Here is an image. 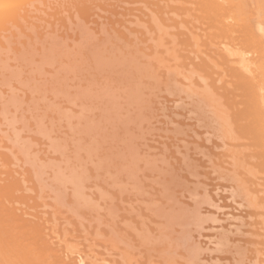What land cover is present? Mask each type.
<instances>
[{"label": "bare ground", "instance_id": "obj_1", "mask_svg": "<svg viewBox=\"0 0 264 264\" xmlns=\"http://www.w3.org/2000/svg\"><path fill=\"white\" fill-rule=\"evenodd\" d=\"M33 25H44V28L45 27L48 28L49 25H54V27L55 26L57 27V25H61L63 27L64 26H68V27L69 26H74L75 28L78 27V31H79V26L80 27L83 26V27L86 28L87 33L84 31L86 33L85 34L84 32L81 31L80 34H82L81 35L82 37L85 34L86 38L88 39L87 41H89L90 39H93V40L95 39L96 41L97 40H101L102 43H103V46L110 42L109 43L110 44L109 47L107 45H105V47H101L102 49H100V45H96V47L99 46V48L95 49V51L93 50V53L91 52L93 54V56H94L93 57V64H94L95 68L100 69L101 71L103 70V72H104V70H107V71L109 70V71H111L114 74L120 75L121 77H125L129 81V83L131 84V90H130L129 96L127 95V97H129L128 98V100H129L128 102H131L132 104L137 105V106H135V107H137V110L135 109L136 113L133 114L134 110H132L133 107H132V104H130V106H131L130 112H128L129 109L127 108L126 114L127 113H128L127 115L130 114L131 118H133L132 115L135 116L134 118H137L136 123L139 120V121H141V124H142V123L145 122V120H147L148 123L147 122H145V123H146L147 126H149V131H148V128H146V127L143 128L142 126H139V127H141V129H140L138 127L139 123H138V125H135L136 124L135 121L130 118L131 119V120H129L130 122H128V120H127V123H128L127 125L133 127V124H134L135 125L134 128L136 126L137 127H136V129H134V128L131 129V128H129L127 126L128 127V129H127V127L124 126V125H126L125 121H124L125 120L124 116H126V115H124L125 111L123 113V116H122V113L121 114L117 113V111L119 110V107L116 104L117 102H115L117 99L116 100L113 99L114 103L117 106V107H115V104H114V109H115L116 115H118L122 119L119 118L118 116L114 117L115 114L113 115V117L114 118L118 117L119 120L124 121L123 124L121 123V125H120L121 121L116 124L117 127H119L118 129H122L123 126L126 127V129L123 128L125 130V134L126 135H130V134H127V133H129V129H130V133H131V130H132V132H133L131 134L132 139L127 136V140H128V138H130L131 141H133V142H131L133 144V146H134V141H136V143H135L136 146L137 145L139 146L142 143H140L139 140H134L133 134L135 135L136 131H137V133L141 132L142 129H143V132H146L145 131V129H146L147 132L150 133L151 126L153 128V124L155 122L153 124L150 123V125H148L149 121H151V120L155 121L157 119V117L158 118L159 117L163 118V116H164L166 120L164 118H163V120H165L167 122V118H168L167 124L170 122L173 126L171 125V128H169L168 126L163 124L164 125L163 127L164 128L166 127V129H168V131H169V129H171V130L168 133H165V132H163V129H158L156 127L153 128V129H156V130L158 129V132H159V130H161L162 133H165V135H164L165 138L164 139H167L166 138L167 137L166 134H169V135L171 134L174 137V139H175V142H173L174 143L173 146H175V148H173L174 151L178 152L179 151L178 148L182 147L184 151H185V149L188 150L187 152L183 151V154H186V153H187V155L190 154V156H187V161H188L187 162V161H185V156L186 155H184V157L182 158V156H183L182 151H181V153L179 151V154H182V155H180L181 160H183V164L181 166L178 165V163L176 165L177 161L176 162L172 161L175 166H178V169H180V168L182 169V171H179V174L176 173V171H178L177 167H176L177 170L175 169V171H174V169H172L173 172L171 171V167L174 168L172 163H171L170 168L166 166L165 167L166 169H164L165 173H162V171H163V169H161L162 165H160L159 162H160V159H161L160 154L162 156V153H163L162 151H164V154H163L164 158L163 159L167 158L166 155H167L168 152L165 151V149L167 150L168 146L166 147V145H165L166 141H165V144H164V141H163L162 151L160 149V143H158L159 144V150L161 151V153H159L160 151H158V149L156 148L157 146L156 147L154 146L155 148L153 147V151H155L154 149H157V151L155 152L156 153V159H155L154 158L155 153H154V155H152V153H153L152 150H151L152 148L148 147L146 145L147 141L149 139L148 140L147 139H145V140L142 139V141L146 142V143L144 142L145 145L148 148H150L148 151L152 152L150 154L153 156V158H154L153 159V158L150 157L151 155H149V152L147 151V147L146 146L143 149L142 146H144V145L142 144V146L141 145L139 146V148L141 147L142 149L140 148L139 151H135V149L137 147H135V149H132L131 145H130L131 144L130 141H127L128 143L126 145H128V144L129 145L127 146V148L125 147L127 149L126 150V152H127L126 154L124 153V151H125L124 150L125 149L124 146H126V145L123 146V150L124 151L122 150L121 154H119V152L121 151V150L120 151L118 150L119 148H117V150L115 148H111V150L107 149V147H108L107 143H108L109 139L111 140L113 137L115 138V135L117 137V134H120L121 132H122V134H124L123 133L124 130H122L120 133H118L119 131H117V134H116L115 131L117 129L115 130L116 127H114L116 122H113L114 119H111L112 116L110 117V121L111 120L112 121H111V123L109 122L110 126L114 124L112 126V127H114L113 128L114 130H112V131H114L115 133L113 132L114 134L113 135L111 134L112 136H107V133L111 132V128L112 127L109 128L110 129L109 132L107 131L105 133V135H106L105 136L104 135V130L106 128V126H105L106 122H105V125H104L105 128L103 129V126H101L102 124L100 125L98 120L95 121V118H94V121H95L96 125H97V122H98V125H100L102 130H103V132H102V130L99 131V132L97 131L98 133L94 131L95 135L99 134V133H103L104 136L102 134L101 135L103 136L102 139L105 138V141H106V139L108 137H110V138L107 139V143L103 140V142H105V147H106V148L104 147L105 151H104L103 147L101 149V146H100V143L102 142L101 139H100L101 135H99L100 137L98 138V137L92 136V135H94L93 132H92V134H90L91 130L92 131L95 130V126H94L95 124H94L93 121L90 122V124L92 123V126H90L88 124L89 123L88 122V118L86 120L87 123H85V125H87V127H88V129L86 128V133L89 134V137H88V134H87V136L84 135L85 132L81 133L79 131V129L75 130V131H79V133H76V134H78V135L80 134L81 136L83 135L84 137L86 136V138L88 137L87 138V142H86V144H88V147L91 148V145L96 143V141H94V140H93L94 141V143H93L92 139H91L90 141L92 143L89 144V142H90L89 138H91V137L93 138L94 137V138H97V142H98L97 144H99L100 149L103 150V153L106 152V149L109 152L112 151V149L114 151L116 150L118 152L119 156L116 155L117 152L115 153V155L117 156V158H119V161L121 160L119 163H118V159H115L116 156L114 155V153L112 155H110L111 152L109 154V152L107 151L105 153V155H104L100 151L99 147H98V150H97V145L95 144L96 148H95L94 145H93V148H92L93 150H95V152H93V150H92V153H94V154H91L90 153V149L87 147L88 148L87 150H89V153L92 156L93 155L96 156L95 159L97 161L96 160L95 161L97 162V166L98 167L100 166L99 164L103 160H104V163L106 162L104 157L106 158L107 156L109 157V155H110V158H111L112 156H114V157H112V159L109 158L110 159V160H108L109 164L105 163V166L107 168L111 169V166H112V169L110 171L113 170V164L114 163H115V166L118 164L117 168H118V171L120 173L118 172L115 175L114 172H111V173H113V177L115 176V178L118 179L119 177H117V174L119 176L121 174V172H124L125 177L127 176L126 179H129V181L127 180V182L128 183L129 182H131V183L133 182L134 183V184L133 183L132 184L129 183V185H128L127 182L125 183V180H126L125 178H124V181H122L123 178H122L121 181H119L121 179V177L117 181V179H114L112 177V174L110 173L112 178L109 180V182H111V184L113 182V185H111V187H109L110 183L107 185L105 182H106V179L107 180L109 179L110 175H108L109 172H108V174L106 173L107 171L105 170V166H104L103 168H104V170L106 172L103 173L104 174V177H103V174H102L103 168L101 169V167H102V163H101V166L98 169V171L100 170V172L102 174L101 177L104 178V179L101 178L102 182L101 181L100 182L102 184L105 183L104 185H107V187H109L110 189H113L114 183L117 184L119 182L120 184L118 185V187L121 184L124 183V184H126V187L128 185V189H129V187L131 188L129 190L126 189V187H125V189H123V187L121 189L117 188L116 189L117 191H115V192L117 193V195H119L120 192H121V194L119 196H122V194H126V198H128L127 193L130 192L128 195L132 194V196H134V197H136L138 195V197H139L140 193L136 192L137 193L136 194L135 192L132 193V191H134V189L136 191L140 187V185L143 188V185L141 183H142L143 180L145 181V179L142 180V178L144 176H146V175H144V176L141 175V177L143 176L141 178V177H139V173L143 174L145 170H147L145 172H148V175L146 176V181H147L148 176L150 175L151 170H153L152 173H154L155 168L158 171V169L161 167L160 169L162 171L159 169V171H161V175L162 174H166L168 168H169V170L172 173V176L169 173L170 176H171V178L169 180H167L168 178L166 177V175L170 171L167 172L165 177L163 175L164 180L166 178V180L163 181V182L160 181L161 179L158 180L159 182L156 180L157 179L156 178L157 177L156 173H155V175H156L155 178L156 179H153L154 176L152 174H151L152 177L150 176L151 179L149 177L150 180H152V179L155 180L154 182L152 181L154 183V186H155V183L164 185V186L160 185L161 188L159 187V189H156V190L163 189L162 190V194L164 195V193H166L164 195L165 197L161 194V190L159 191L160 193L157 192L158 195H157V193L155 194L154 191H152L150 193L151 195L153 194L152 197H151V195H149V192H148V198H147V202L148 203L146 201H143V200H140V202L138 201L139 203H136V206L138 204H141V206H143L142 203L145 202L146 206H147L146 208L143 207V211H145V212L150 207L149 210H151L150 212L153 215L149 212V210H148V215L147 214L146 215L149 216V214H150V216L152 218L151 222H150V219H148L147 216H145V217L141 216L142 214H144L143 211H142V214L139 215L140 212H141L140 211L141 207L139 205H138V208L137 207H136V209L134 208L135 211H131V209L129 211L128 208H131L130 206H132V208H133V205H134L133 203L135 201H137L136 199H134L132 205H130L131 203L129 201H125L126 202L125 204L129 203V207H128V204L126 206L127 207L126 208L127 213H129L128 215H131V214H134V215L136 214L135 216L138 215V218H137V221H136V223L138 222V224H137L138 226L141 223V220H144V221L148 220L149 222L148 221L145 222L146 228L149 227L148 229H152L153 234L150 232V230L144 229L145 228V224L143 225L144 221H142L143 222L142 223L143 227L140 224L139 228L137 227L138 228L137 229L136 226H135L136 225L135 222H131V218L129 219L130 216L128 217L127 213L125 214L126 210H125L124 214L127 215V218L124 219L123 218L124 215L123 216L120 215L122 219L120 218V216H118L121 220H117V214H119V213L116 214V212H115L117 207L114 204H112L110 201H107V204L104 203V201L106 199H110V198H111V201L114 202L115 201L114 197L111 195L110 198H109V196L107 195V193L109 194V192L103 190L106 193L107 197H108V198H106V197L104 198V194H103V200H104L103 201L102 197L98 196V192H97L98 190L96 191L97 196L100 198V201H102V205L104 204V206H102V205L100 206L96 202V204H97L96 206H98V208L99 207H101V208L103 207L105 209H104V212H103V216L100 213L98 214V215L101 216V218H100V216L97 217L98 215L97 216L94 215L93 217H95V219H97V218L99 219L100 218L101 220H103V217L105 216V213H106L104 223H105V221L108 222L110 220L108 223H111V225H112V226L108 225V223H107V230L99 229V227H98V229H95V231L98 230L102 234V236L104 235L106 237V246H105V244L102 243V248L100 247V249H103V251H105L107 249L109 250V249L114 248L112 244H114V245L118 244L117 246H115V248L116 249H117V247H118V249L120 248L119 249V251H120L121 248H123L122 246H123L124 242H123L122 237L125 236L124 235L125 232H126V234L130 233V234H127L129 240H131V238H132V240H134V238H136V240H135L136 243L135 244H137V242H138V245L136 246V245L130 243V242H133L132 240L129 242L128 238H126L127 236L124 238L125 239L124 241L126 242V240H127V242H128L127 245H126V248L129 249V252H131V251L133 252V254H132V252H131V254L134 257L136 256L135 259H137V256H138V259L136 261L134 259L131 261L132 258L130 259L129 256L132 257V255L129 254L127 249L126 250H127L128 253H126V251H124L125 254H126L125 255V254H121V251L119 253L118 249L116 251H114L115 250V248H114V249H112L113 251L112 250L109 251V254H108V250L105 251L106 253H104L102 251V254L101 253L100 254L103 255V253H104V258L107 255H109L107 257H110V255H111L112 257H110V258H112V259H113V256L116 255V258H118V260H116V258H114V262H111V259L108 258L110 260H109V262H107L108 259L106 257V261L104 259L105 262H103V264L104 263L105 264H190V261H191L190 258L194 255L193 252L195 251V249L198 250V252L196 251V259H197V255L199 254V250H201V249H198V247L201 246V248H202V245H203V249H204L203 252L206 253L205 252V249H206L205 245L207 246V244H209L208 242L210 241V243H211V240H212V236L211 237L209 236V238H208L209 241H207V238H206V244L204 245V243L202 244V241L200 239H198V237L200 235V234L198 235V232L200 233V231H201V230L198 231V227L200 228V226L202 224V222H201L202 220L201 219H202L203 215L206 214L205 212L207 211V208H206V211L204 210V214H202L200 212V210H202L201 209V207H202L201 205L203 204L204 208H205V206H208V205L210 206V205H214L215 204L217 206V208H218V211L220 210L221 213H222L223 209L226 208V207H224L225 204L223 205V202H224V200L227 201V198H229L228 201H227V208H226L227 212L225 210L223 212V214L226 212L227 215L226 214H224V215L227 216L226 219L228 221H229V219L230 220L231 219H235V221H233V222H236V220H237V222L236 223H230L229 225H228V222H227L225 224V226H224V229H223V226L220 227L221 230H220L219 227H218V229L216 228L215 233L217 234V232H220V236L217 235V237L219 239V243L221 242L220 246L224 248V252H227V251H229V249L230 250L232 249V252H228V253H230L229 254L230 257H231V254H234V257L232 256V259L230 260L231 262H227L226 261V263H225L224 260H223V264H232L233 263L232 260H235L234 258H236V259H238L239 257L243 258L242 255H245V256L246 255H251V254H253V255L255 254L256 256H257V254H263L264 255V0H0V55L3 56V60L5 59V57L7 58V56H6L7 52L14 51L13 47H12V43L14 41L16 42V40H14L15 37L17 39L16 35L19 34L18 38L19 37L20 38L24 37L26 39V41H27V39L29 38V35H30L31 26H32V29H34ZM46 25H48V26H46ZM37 28H38V26L36 27V33H33V32H35L34 30L31 31V33L34 34V37H35V34H37ZM39 28H41V26H39ZM75 28H74V30H76ZM27 29H29V33H28ZM53 29H55L53 31V33L55 32V34H56V32L58 30L56 28H53ZM82 29H80V30H82ZM109 29H111V30H109ZM15 30H17L18 33ZM43 30L45 31V29H43ZM64 30H65V28H64ZM71 30H73V29H71ZM102 32L104 33L102 35L103 38L99 34V33H102ZM46 33H48V32H46ZM49 33L51 34V32H49ZM64 33H66V32H64ZM73 33H72L71 36H73ZM76 33L78 34V32H76ZM50 34H49V36H50ZM55 34H53V36ZM40 35H42V34H40ZM44 35L45 34H43L42 37ZM105 35L108 36V37H106ZM59 36H61V35L59 34ZM105 37H106V39H105ZM30 38H32V36ZM44 38H45V36H44ZM51 38H52V36H51ZM55 38H56V36H55ZM86 38L84 37L85 40H86ZM35 39L37 40V37ZM46 39H48V38L46 37ZM46 39H45V41H46ZM56 39H58V36H57ZM71 39H72V37H71ZM80 39L78 38L79 41L76 40L77 41V48L74 47L75 50L76 49L78 50V48L80 47L79 44L82 41ZM112 39L117 40V43H116L115 40H114L115 43L112 42L113 41ZM224 39H226L227 41H224ZM60 40H62V39L59 37V42H60ZM85 40H83V42ZM17 41L20 42L21 39H20V41H19V39ZM26 41H25V46H26V43H29V42H26ZM33 41H34V39H33ZM72 41H73V39H72ZM87 41H86V43H87ZM104 41L105 42L107 41V43H104ZM118 41H120L121 43L118 44ZM39 42H41V40H38V42H37L38 45L40 46ZM42 42L46 43V42H44L43 39H42ZM49 42H50V39H49ZM53 42H55V41H53ZM57 42L58 41H56V44L54 45V48L57 45ZM64 42H67L66 41V37H65V41H63V43ZM75 42H74V44H75ZM90 42H88V47H90V45H91ZM97 42L100 43L99 41H97ZM35 43H36V41H35ZM35 43H33V45H37ZM43 43H41V45H43ZM48 43H47V45L52 44V43H49V44ZM239 43H241L242 47L239 45ZM21 44H19V45L21 46ZM59 44H60V48H61L62 47L61 46V42ZM93 44L94 43H92V45H91L92 47L95 46V45L93 46ZM95 44H97V43L95 42ZM28 45L31 46V44H28ZM65 45H66V43H65ZM16 46H18V45H16ZM25 46H24V48H25ZM30 46H28V47H30ZM48 47H45V48H48ZM66 47L67 46H65V49H66ZM84 47L87 48L86 44H85ZM17 48H16V50H17ZM43 48H44V46H43ZM45 48H44V50H45ZM52 48H53V46H52ZM28 49L31 51L32 46H31V48H28ZM28 49H27V47L25 48V50H28ZM33 49H35V47ZM62 49H63V47H62ZM71 49H72V46H71ZM80 50H81V48H80ZM21 51L25 52V51H23V49ZM70 51L71 50L69 49V52ZM73 51H71V52H73ZM84 51H85V49H84ZM4 52H6L4 55L1 54V53H4ZM10 52L8 53V55L10 54ZM19 52L17 51L18 54H19ZM58 53L61 55L62 51L61 52H59V51L57 52L56 51V54H58ZM13 54H15V53H13ZM16 54H15V56H16ZM30 54H27V55L29 56ZM46 54H47V51L45 52V56L47 57ZM54 54H55V52H54ZM66 54H67V52H66ZM118 54H120L121 56L124 55L123 57L125 59L127 58V62H126L125 59L122 58L123 62H125L127 64V65L126 64L125 65L122 64V66L125 67V70H123V67H121L122 71H124V72H119L118 70H117L118 72H116L115 68H112L113 66H115L114 65L115 62H113L111 60H113V59L115 60V57H117ZM37 55L39 56L38 51H37L36 56ZM22 56H20V58H22ZM52 56H49V57L51 58ZM54 56H55V58H58V57H56V55H54ZM71 56L68 55V57H70L72 62H73L74 61V59H72L73 58V54ZM121 56H120V58H121ZM18 57H19V55H18ZM26 57L24 58L25 60H26ZM61 57H59V58L61 59ZM74 57H76L75 53H74ZM81 57H82V55H81ZM91 57H92V55H91ZM31 58H30V62L32 61ZM41 58L39 57L38 59L40 60ZM79 58H80V56L77 58V61H79L81 59V58L80 59ZM83 58H84V55H83ZM129 58L131 60H129ZM140 58H141L142 61L140 60ZM143 58H145L144 61H143ZM10 59H12V53H11V58ZM14 59H15V57H14ZM64 59H65V57H64ZM19 60H21V59H19ZM43 60H44V57H43ZM43 60H42V63H43ZM53 60H54V58H53ZM81 60L83 62L85 59L84 60L81 59ZM116 60H120L119 57ZM6 61H7V59H6ZM17 61H18V58L15 59L14 64H17ZM28 61H29V57H28ZM45 61L46 62H44L43 65L47 66L49 64V60L45 59ZM47 61H48V63H47ZM58 61L59 60H57V62L55 61L56 64L58 63ZM2 62L0 61V63H1L0 66L3 64ZM11 62H12V60H11ZM33 62H34V60H33ZM66 62L68 64V66L71 65L69 60L67 61V57H66ZM91 62H92V60H91ZM19 63H18L19 67H16L15 65H13V68H12L13 77L10 75L9 76L10 78L8 79V76L4 75V77L2 78L3 81H1L2 79L0 78V82L1 83H3L4 81H8V83L6 84L7 85L6 86L7 90L4 91V90L0 89V92H1L0 95L3 94V95L0 96V100L3 99V101H0V107L2 108L3 111H5V113L11 111V107L9 109V106L11 104H13V98H14L12 90L16 89L15 87H13V84L11 85L10 83H11V81H14V79H16V81H15L16 83L15 84H18V86H19V83H20V78H18V77L14 78V77H16L15 76L16 74L14 75L15 72H13V71H16V70H18V71L20 70V68L22 67V66L20 67L22 62H19ZM28 63L26 65V67H29ZM34 63L36 64V61ZM45 63H47V65H45ZM61 63H63V62L61 61ZM61 63L59 64V67H61ZM7 64H8V62H7ZM52 64H51V66H52ZM63 64H66V63H63ZM23 65H25V62H24ZM40 65L41 64H39V67H42ZM72 65H73V63H72ZM77 65H81V64L77 63ZM119 65H121V63ZM134 65H135V67H134ZM4 66H2V67L4 68ZM14 66H15L16 70H14ZM33 66H36V65H33ZM68 66H67V69H68ZM74 66H76V59H75V65ZM129 66L131 67V69H129V70L126 69V67L130 68ZM8 67L11 69L12 66L10 67V66L7 65V68ZM59 67H58V65H56L57 69H59ZM70 67L71 66H69V68ZM79 67H81V66H79ZM116 67H118V65ZM133 67L135 69V72H134ZM30 68L32 69L34 67H32L30 65ZM56 68H54V70ZM65 68H66V66H65ZM65 68L62 67V68H60L61 70L60 69L59 70L62 71V69H65ZM0 69H1V67H0ZM22 69H23V67H22ZM22 69H21V73L23 72ZM24 69H25V66H24ZM131 70H133V71H131ZM136 70H138V71L136 72ZM2 71H3V69H2ZM26 71H28V69H26ZM29 71L31 72V70H29ZM41 71H42V69H41ZM72 71H74L73 68H72ZM6 72L8 74L9 70L6 71ZM56 72H57V70H56ZM33 73H34V70H33ZM43 73H45L44 70L41 72V74H43ZM3 74H4V71H3ZM9 74H10V72H9ZM18 74H19L20 77L22 76L20 74V71H19ZM41 74H40V77H41ZM53 74H55V71H53ZM57 74H60V72H58ZM57 74H55V76ZM66 74L67 73H65V75ZM104 74H106V72H104ZM28 75L30 76V74H28ZM72 75L74 76V74H72ZM24 76H25V74H24ZM42 76L44 78V75H42ZM31 77H32V75L30 76V78ZM63 77H65V76H63ZM145 77H146V81H145ZM11 78H14V79L12 80ZM48 78H49V76H48ZM57 78H58V75H57ZM69 78H71V77H69ZM35 79H36V77H35ZM37 79L39 80L38 77H37ZM9 80H10V83H9ZM17 80L19 81V83H17ZM40 80H42V79L40 78ZM34 81H37V80H34ZM64 81H65V79H64ZM29 82H30V80H29ZM70 82H71V80H70ZM1 83H0V87H3V85H5L6 82H4L2 86H1ZM38 83H39V81H38ZM23 84L25 86L26 83H23ZM23 84L21 85V83H20L19 87L22 88ZM28 84H27V87H28ZM32 85H33V83H32ZM44 85L46 86V84H44ZM47 85H49V83ZM53 85H54V83H53ZM64 85H65V83H64ZM34 86H35V84H34ZM96 86L98 87V85H96ZM52 87H51V83H50L49 89L52 90ZM69 87H71V86H69ZM29 88L30 87H28V90H29ZM53 88L56 89V87H53ZM34 89L35 88H33V91H34ZM36 89H37V87H36ZM45 89L43 91L44 93H46ZM62 89L64 90V88H62ZM78 89H79V86H78ZM63 90H62V93H66L69 89H66L67 90L66 92H63ZM80 90H81V88H80ZM84 90L86 91L85 87L83 89V92H84ZM87 90L89 91V88H87ZM93 90H95V89L93 88ZM119 90H121V89L119 88ZM31 91H32V89H31ZM77 91H79V90H77ZM111 91H112V89H111ZM128 92H129V90L127 91V94H128ZM17 93H16L15 97H17ZM21 93L23 94V92H21ZM49 93H50V91H49ZM51 93H52L51 95H53V91ZM55 93H56V90L54 91V98H56L55 97ZM60 93L61 92H59V94ZM103 93L106 94L107 91H106V93L105 92H103ZM109 93H110V95H114L113 91H112V94H111V92H109ZM117 93H118L117 94V97H118L119 91ZM123 93H124V91L121 94H123ZM22 94H21V96H22ZM73 94H74V91H73ZM89 94H90L89 95V98H90L91 91H90ZM104 94H102V97H103ZM36 95H37V93H36ZM40 96H41V98H43L42 95H40ZM63 96H64V94H62V98H63ZM70 96H71V94H70ZM104 96L107 97V95H104ZM123 96H122L121 100H123V98H124ZM18 97H17V99L19 100L20 96H18ZM32 97H33V95H32ZM65 97H66V95H65ZM73 97L75 98V95ZM96 97L98 98V95ZM22 98H23V96H22ZM113 98H116V97L113 96ZM119 98H121V97L119 96ZM94 99H95V97H94ZM110 99H112V98L110 97ZM87 100H88V98H87ZM99 100H100V98H99ZM125 100H126V98H125ZM52 101H54V100H52ZM39 102H40V100H39ZM43 102H45V101H43ZM90 102L92 103V101H90ZM95 102H96V100H95ZM128 102H127V104L125 102L126 106H128ZM14 103H15V101H14ZM19 103H20V101L18 102V104ZM48 103H49V100H48ZM73 103H74V101H73ZM100 103L102 104V101ZM111 103L112 102H110L109 105ZM119 103H120V101H119ZM123 103H124V101H123ZM167 103H169V104H167ZM36 104H37V102H36ZM55 104L57 106V103H55ZM101 104H99V105H101ZM103 104H104V106L106 105L105 102ZM154 104L155 105L159 104L158 106L156 105L158 108L157 107L154 108L155 107ZM52 105H53V103H52ZM81 105H82V103H81ZM91 105H90V107H91ZM112 105H113V103H112ZM120 105H121V103H120ZM60 106H61V104H60ZM77 107H78V105H77ZM121 107H122V105H121ZM21 108H22V110L25 111L24 107L21 106ZM53 108H54V105H53ZM79 108H80V106H79ZM81 108H82V106H81ZM110 108H112L111 105H110ZM116 108H118L117 111H116ZM61 109L65 110L64 108H61ZM155 109H158V110L155 112ZM27 110H29V109H26V111ZM68 110L69 109H67L66 113H68ZM96 110H97V108L95 109V111ZM121 110H122V108H121ZM159 110H161V112H160L159 116L157 115V117H156L154 114L158 113ZM165 110L166 111L169 110L170 112L168 111V113H166ZM13 111H14V107H13ZM18 111H19V108H18L17 112ZM80 111H79L78 114H79V116H81V119H82L81 121L84 123L82 115H80ZM109 111H110V109H109ZM152 111H154V112L152 113ZM57 112H58V110H57ZM73 112H75V111H73ZM91 113H92V110H91ZM104 113H105V111H104ZM111 113H112V111H111ZM89 114H90V112H89ZM100 114H101V112H100ZM107 114H108V112H107ZM12 115H14V114H12ZM35 115H36V113H35ZM76 115L77 114H75V117H74L75 121H76L75 123H73L74 125L78 123V118H77ZM151 115L152 116L154 115L155 119H153L154 117H151ZM26 116H27V114L25 113L24 117H26ZM40 116H42V114ZM59 116L61 117L62 115L60 114ZM68 116L70 118V116H72V114H70ZM73 116H74V114H73ZM106 116H110V114H108ZM10 117H12V116H10ZM17 117H19V113H18ZM17 117H16V112H15V117L13 116L12 119H15ZM43 117H45V115ZM60 117H59V119H60ZM86 117L87 116H84V119H86ZM93 117H94V115H93ZM149 117H151V120L150 119H146V118H149ZM22 118L23 117L20 116V122L22 121ZM98 118H99V116H98ZM126 118H127V116H126ZM26 119H28V116L26 117ZM29 119H31V117ZM64 119H66L65 120V125H66V121H69V120H67V117H65V116H64ZM107 119H108V117L107 118L105 117L106 121L109 120V119L108 120ZM72 120H74L73 117H72ZM89 120H92V118L91 119L89 118ZM7 121H8V119H7ZM37 121H39V120H37ZM41 121H39L40 127H39V123H38V126H36V127L40 128V131L38 133L39 136H41L42 133H45L44 130L46 129L45 123L43 124L44 127L42 125V127H43V129H42ZM99 121H100V123H104L103 122L104 120L101 121L100 118H99ZM116 121H118V120H116ZM142 121H144V122H142ZM165 121H164V123H165ZM25 122H26V120H25ZM79 122H80V118H79ZM5 123L6 122H4V124ZM26 123H27V126H28V123H29V127H30V122H26ZM56 123H59V121L56 122ZM129 123H131V125ZM158 123L159 122L156 121V124H158ZM170 123H169V125H170ZM2 124H3V122H2ZM13 124H15V122H13L12 125ZM17 124H15L13 127L14 128H15V126L18 127ZM9 125H11V124L8 123L7 126H9ZM35 125H37L36 122H35ZM68 125L70 126V124H68V122H67L66 126H68ZM71 125H72V123H71ZM80 125H81V128L86 127L85 125H84V127H82V124H79V127H80ZM24 126L25 125H23L21 127V129ZM50 126H51V124H50ZM89 126H90V128H89ZM120 126H121V128H120ZM159 126H160V124H159ZM0 127H2V126H0ZM13 127L9 128V130L11 129V134L13 132V134H12L13 136L12 137H14L13 139H15V136H17V134L14 136V132H16V131H13L14 130ZM3 128H2V131L4 133ZM57 128H58V126H57ZM4 129L6 130V129H8V127L4 128ZM29 129L30 128H28V130ZM67 129L69 130V127ZM89 129H90V131H89ZM106 129L108 130V128H106ZM153 129H152V132H153ZM46 130H48V129H46ZM70 130H71L70 133L72 135V133H74V132H72L73 131L72 127L70 128ZM96 130H100V129L96 128ZM7 131H5V132H7ZM18 131H19V133L21 132V130H18ZM50 131H53V130L50 129ZM81 131H85V128L83 130L81 129ZM30 132H31V130H30ZM23 133H25V130L23 131ZM54 133H56V132H54ZM54 133L53 132L52 133L49 132V135L46 134V137L49 136L48 137L49 140L46 139V138H45V140L48 143H49V141L51 142V143H49L50 146H48V149L51 150V154H54V151L52 153V150H54V148H55V152L56 153L58 152V150L61 151V154H58L59 153L58 152L57 156L59 155L58 158H60V159L63 158V160H61L60 163L61 164H63L62 162L65 163L64 166H63V168H64L65 165H67V163L69 164V162H70V165H71L72 160L73 161H74V159L76 160V158L79 155L78 150H80V152H81L82 149H83V146H84L82 144H85L84 141L82 142V140H84V139L81 140L80 136H79V138L76 136V140H77V138H78V141L81 140L82 147H81L80 143L78 144V142H77V144H76V141H75L74 144L77 147L73 148V145H72L73 142H71V140H73L72 138H74V137L70 136L71 138L69 139V142L72 143L71 144L72 145L71 148L74 149V150H72V152L70 154H72L74 157H72V160H70V158L67 157L68 158V160H67L66 156L64 157V152H67L66 148H68L66 146V143L64 145V143L62 144V142H61L62 146H60V147H62V148H60V147H58L57 144H55L56 143L55 140H58V144H59V140H60L59 137H57L55 139L51 138L52 140H50V135L54 134ZM11 134H10V132L8 134H6V139L8 141L13 140L12 137H11ZM63 134H65V133H61V135H62L61 139H63ZM66 134L64 136H67ZM122 134L119 135V138L118 137H117V139L115 138L116 141L118 140L120 142V140L123 138V136H121ZM21 135H20V137H21ZM126 135H125V137H126ZM139 135L136 134V139L142 138L143 133H142L141 137H139ZM144 135H146V133H144ZM144 135H143V137H144ZM148 135H150V134H148ZM160 136H161V134H160ZM17 137H19V136H17ZM20 137H19V139H20ZM36 137H37V134H36ZM157 137H158V134H157ZM1 138H2V136H1ZM170 138H171V136H170ZM19 139H17V140L15 139V142L13 141L12 143L11 142L10 143L7 142L8 145H7V143L6 144H0V148L2 147L3 149L6 150V151L5 150L2 151L0 149V264H83V259L86 258V255H87V257L89 256L87 254V251L84 252V254H83V251H79L77 249L78 250L77 253L78 252L79 253L82 252V254H83L81 256L78 255L80 257H78V256L76 257V258H78L77 262L75 260L76 258H73V260L71 258H68L69 256L66 253H64L66 250L69 251V249H67V246H68L67 243L69 244V241L67 240L68 242H66L67 238H66L65 235H66V233L67 234H71L73 230L71 229L72 230L71 232L68 231L69 229L66 228L67 225L65 227H62L63 225L60 223L59 224L60 229L63 228L65 230V231H63V235L65 236L66 239L62 238L63 236L61 237V234H60V231H59V228H58L57 224H58V221H61L64 225H65V222L66 223H70L71 220H69V216L71 215V211L73 212V215L76 216V215L79 214L78 210L80 208H82V206H83L84 209H85V207H87L86 210H88V208L90 209L89 210V215H90L91 209L92 210L94 209V211H96V213L94 211H93V213H95V214L98 213V211H99L98 208L96 210V208H94V205L92 206L91 203H90V206H89V204H88L89 198H87V194L88 193L87 194H83L84 191L86 190L85 187H83L85 185L84 181L89 182L91 179L96 178L95 174H96V176H98L97 170H96V167H95V164H94L95 162H92V164H91L92 156L90 157V155H88L89 153L87 154V151L84 150V149H86V147H85L83 149L84 150L83 155L85 156V154H87L86 157L82 161H80L81 158H80V160H79V158H77V160L79 161L78 162L76 160L77 163H78L77 167H76V163L75 164L73 163V165H75V167H73V165L72 166L69 165L70 167L67 168L68 172L71 173L72 178H71V176L69 178L70 173H69L68 177L66 176V174H65V172L67 173L66 170L61 169V168L59 169L60 164L58 166V170H57V165H56V167H55V165L53 166V168L56 169V171H54L53 168L51 167L52 166L51 165V160H53V159L49 160L50 161L49 165L52 168V171H54L53 172L54 174L51 175V176L53 177V180H55V181H53L51 179V183L47 182V184L51 185L53 182L54 183L57 182V184L55 185V188H56V186L58 188H60L59 191L55 192V194L59 192L57 197H59V195L62 194V196L64 195V198H65V195L68 192H65L66 193L65 194L63 192L64 189L65 190L66 189L70 190L69 188H65V185H69V187H70V184H71V187H72V189L70 190V197L72 196L71 197V199H72L71 204H70V200L71 199L70 200L68 199L69 200L68 206L70 205L69 206V208H70L69 212L70 213H68V217L65 216L66 220H64L63 217L61 216L60 212H59L60 215L58 214V212H54V214L57 213V217H56V220H53L55 218L56 214L53 217V214L50 213V217H49L48 213H45V212L42 213V210H41L42 206L43 207L45 206V205H43L44 200H42L43 201L42 205L40 204L41 202H39V205H38V202H37L39 196L42 197V195L40 193L42 189L39 190V193H40L39 194V193H37V191H38V187H37V191H35L36 194H37V196H36L34 190H35V188L37 186V183L35 184L34 181L32 182V180H34L33 175L36 172L37 173L40 172V174H44L43 171L46 170V168L43 171H39V170H41V168L45 167V164H44V162L42 160L40 162L41 164L39 162H37V164H36V162H35V166L37 168L34 167V165L32 166L33 167L32 169L34 170L35 173H32L33 171L29 168L31 170V174H33V175L29 174L30 170H26V167L24 169H22L21 165L23 164V161H21V160L24 159V161H25V159H26L25 156L27 157V154L31 155L32 151L30 152V150H32V149L30 148V150L29 149L27 150V148H29L30 146L32 147L34 142H33L32 138L30 137V135L28 133L25 134V135L23 134L21 139L20 140ZM66 139L67 138H65V140L63 139L64 142L67 141ZM98 139H99V141H98ZM169 139H167V140H169ZM174 139H172V140L174 141ZM31 140L33 142V143L30 142L32 145L29 143V141H31ZM52 141H53V143H52ZM121 141H122L123 144L125 143V142H123V140H121ZM124 141H126V139H124ZM151 141H153V140H151ZM113 142H115V140L110 141V145L115 147L116 146L115 143H114L115 146L111 144ZM119 142H117V143H119ZM183 142H184V144H182ZM167 143H168V141H167ZM9 144H10V146H9ZM11 144L12 145L14 144V147ZM15 144H17V146H19V148H18L19 151L22 148L23 152H21V151L18 152V150L16 151V149H14V148H16ZM52 144H53V149H52ZM35 145H36V143H34V146ZM43 145H44V143H43ZM79 145H80L81 148L79 147ZM102 145H104V144H102ZM110 145H109V147H111ZM118 145L119 144H117V147H121V144H120V146H118ZM170 145H172V143H170ZM34 146H33V148H34ZM63 146H64V148H63ZM65 146H66V148H65ZM184 147H185V149H184ZM145 148H146V150H145ZM39 149H41V148H39ZM64 149H65V151H64ZM169 149H170V147H169ZM180 150H182V149L180 148ZM38 151H40V150H38ZM62 151H63V154H62ZM70 151L71 150H68V153ZM76 151H77L78 155H77ZM98 151L101 153V155H100V153H98ZM170 151H171V149H170ZM189 151H190V153H189ZM137 152L139 154H141V153L143 154V152H144L145 154H143V155H145V158H142V156H141L142 154L139 157V154H137ZM20 153H22V155H24L23 156L24 158L21 156L23 159L20 158ZM35 153H37V152H35ZM45 153H48L47 146H46ZM95 153L99 154V156H97ZM171 153L172 152H169V156H172V155H170ZM14 154H16V156L18 155V159L16 158V156H14ZM32 154H34V152ZM75 154H76V157H75ZM122 154H124L125 156L122 155ZM136 154L138 156H136ZM174 154H175V152H174ZM37 155H38V153H37ZM37 155H36V158H38ZM102 155H104V157H102L103 160L101 159ZM177 155H178V153H177ZM10 156H13V158L15 157L14 159H16V160L11 159ZM88 156L90 158L86 160V158ZM94 156H93L92 160H94ZM122 156L126 157V158H123ZM148 156L150 157L151 160L149 159ZM97 157H98V159L99 158L101 159V162H100V159H99V162H98ZM108 157H107V159H108ZM189 157L192 158V159L189 160ZM113 158L116 161L113 160ZM138 158L144 159V161L141 160V159L140 160L142 162H144L145 165H147L149 160H150L151 167L154 166V165H152V163L154 164L156 162L155 166H154L155 168L154 169L151 168L150 172L148 171L149 170L148 165H147V167H145V170H144V168L142 169V167H144L145 165L144 166L143 165H139V163H137V161H140V160H138ZM171 158H173V160L176 159V158L174 159L173 156ZM27 159H29L31 161V159H34V158L31 155V158L27 157ZM27 159H26V161H28ZM167 159H169V158H167ZM167 159H165L164 161H162V159H161V162H162L161 164L164 163V164L168 165V163H170L171 160H167ZM178 159L180 160V158H177V160ZM17 160L18 161L20 160V161L18 162ZM111 160H113L114 162H111ZM152 160L155 161V162H151ZM181 160H180L179 163L182 162ZM16 161L18 163H20V164H18V163H17L18 165L15 164ZM26 161H25L26 164H28V163L30 164V162L27 163ZM32 161H31V164H32ZM34 161H37V159L34 160ZM86 161L89 162V164L87 163L88 166L91 164V168L94 165L93 167L95 169L92 168L91 170L93 172L96 171V173L94 172L95 174L92 176L93 178L91 177L90 180H88L89 179V175L88 174L87 175L85 174L86 178L84 179V175L80 174V172H79L80 169L78 170L79 163H80V166H81V163L83 162L84 170H81L82 173H88L89 172V170L85 171L86 170L85 166H87L86 165ZM42 162H43L44 165L42 164ZM45 162H47V159H46ZM56 162H57V160H56ZM142 162H140V164ZM184 162L186 163L185 166H183L185 164ZM52 163H53V161H52ZM54 163H55V161H54ZM150 163H149V166H150ZM157 163H159V164L157 165ZM217 163L221 164V169H220L221 172L217 171L218 172L217 175H219V173L221 174V179L219 178V181L221 180V191L219 190V192H221V200H223L222 204H220L221 208L218 207L217 203L213 204L214 200H212L214 197L218 196L217 193H216V196H215V192H214V191H216V192L218 191L216 189L217 187L216 188L213 187V190L211 188V189H209L211 191H209L208 188L210 187V185L208 187L206 185L207 184L206 182H205L206 184H203L204 182L202 180L201 181L199 180L201 178V176H203V178L204 177L208 178L210 175L209 174L208 175L207 174L204 175V172L200 171L201 172L200 173L199 170H198V168H200L201 166L206 168V169H208V167L209 168H211V167H215L216 168V166L217 167L219 166V164H217ZM11 164H13L15 166L17 165L16 166L17 168L13 167V165L11 166ZM26 164H23L22 166L24 167V165H26ZM33 164H34V162H33ZM47 164H48V162L46 163V166H47ZM18 166L20 167V169H19ZM139 166L141 168H139ZM157 166L159 167L158 169H157ZM11 167H13V168H11ZM73 168H75V169L73 170ZM80 168L83 169V166H81ZM204 168H203V170H204ZM65 169H66V167H65ZM71 169H72V171H70ZM76 169H77V171H76ZM141 169L144 170L143 173H141L142 172ZM206 169H205V173L207 172ZM48 170L51 171V169L49 167H48ZM218 170H219V168H218ZM73 171H75V172H73ZM114 171L116 172L117 169H114ZM210 171H211V169H210ZM214 171H215V169H214ZM181 172H185L184 173L185 175L182 174V176H180ZM78 173L80 174L79 176L83 178V180H81V178H79V176L75 177V176H77ZM105 173H106V176L108 175V177H106V179H105ZM210 173H212V171ZM23 174L24 175L26 174V175L24 176ZM73 174H76V175H73ZM90 174H91V172H90ZM157 174H158V172H157ZM21 175H23V177ZM27 175H28V178L30 177L29 179L27 178ZM47 175L48 174H46V181H48V179H49L47 177ZM158 176H160V175H158ZM199 176H200V178H199ZM43 177H45V175ZM99 177H100V175H99ZM197 177H198V179H197ZM139 178L141 179V181L139 180ZM161 178H162V176H161ZM98 179L99 178H97V181H98ZM189 179H193V182H194V180H196V182L193 183ZM215 179H216V175H215ZM222 179L225 180V183H223ZM28 180L31 181V182H29ZM94 180H96V179H93L92 181H94ZM114 180H115V182H114ZM130 180H132V181H130ZM198 180L200 182H197ZM210 180H212V178H210ZM217 180H218V176H217ZM26 181H28V182L26 183ZM82 181L84 182V185H83ZM138 181L141 182V183H139ZM219 181H218V183H219ZM24 182L26 183V185L24 184ZM87 182H86V185H85L86 188H87L86 191H88V188H89V186L87 187ZM147 182L150 183V186H148V187L146 186V187L147 188H151L153 190V186H152L153 183L151 185V181H147ZM186 182H190L191 185L193 183V185L190 187L189 184L187 183L188 185L186 184V186H185ZM41 183H42V180H41ZM54 183H53V185H54ZM101 183H100V185H101ZM212 183L214 184L213 180H212ZM27 184H30V185L28 186ZM44 184H46L45 180H44ZM47 184L45 185L46 187L48 186ZM130 184L132 185L133 190H132V187H131ZM209 184H211V183H209ZM42 185H43V183H42ZM63 185H64V188H63ZM133 185H135V186H133ZM137 185H138V187H137ZM203 185L205 187L206 186L208 187V188L206 187V191L204 189L202 191L199 190V189H201V187ZM92 186H93V183H92ZM94 186H96V188L98 187V189L100 191V194H101L102 193V190H100L101 187L97 186L96 184ZM157 186L158 185H156V187ZM107 187H106V189H107ZM116 187H114V189ZM135 187H137V189ZM181 187H183L184 190L181 189ZM49 188H51V186H49ZM49 188H45V190H47V193L49 191L48 190ZM52 188H51V190H53ZM91 188H93V187H91ZM145 188L141 189V187H140V189L142 191V192L141 191L140 192L143 194V195L142 194L140 195L141 197L144 196L145 193L147 192V191L146 192L144 191ZM175 188L176 189L179 188L178 190L180 192L176 191ZM114 189H113V191H114ZM151 189H149V190L151 191ZM32 190H33L34 194L31 192ZM45 190H42V192L45 191ZM51 190H50V192H53ZM174 190H175V192L173 193ZM188 190H190V191H188ZM122 191H123V193H122ZM177 192H179V194L180 193L181 194L182 193H186V192H187V194L189 193L191 206H188L184 202L185 197H187L186 199H188L187 195H185L184 198H182L183 201L178 200L179 196L177 198V196L174 195L177 198V201H179V204L178 203L177 204L179 206H181L177 210V208L175 206L178 207V205L174 204V201L176 199L174 200L175 197L173 196V194H176ZM47 193L44 192V194H46V199H48V196H49V194L47 196ZM89 193H91V190H90ZM53 194H54V192H53ZM53 194H52V196H53ZM154 194L156 196V199L154 198ZM181 194H180V198H181ZM192 194H193V196H192ZM32 195L33 196L35 195V198H37V199L34 200L33 199L34 197ZM84 195H86V196H84ZM117 195H115V196L117 197ZM212 195H214V196H212ZM157 196L161 199V201H163L164 198L167 199V200H165L167 202H165V201L163 202V203L167 204L166 206H169L168 205L169 204L168 200L171 203V199H169L168 197H170V196H171V198L173 197L172 198L173 202L170 204V206H169L170 208L168 207L169 209H171V206L174 204L173 211L171 210V211L167 212L168 211L167 207L164 206V204H162V202H160V199L158 200ZM166 196H168V197H166ZM55 197H56V195H55ZM55 197L53 199L56 202ZM141 197H140V199H142ZM182 197H183V194H182ZM119 198L120 197H117L116 200L119 199ZM129 198H130V196H129ZM149 198H151L152 201ZM218 198L216 197V200H218ZM40 199H43V197L40 198ZM51 199L49 198L50 202L53 204ZM59 199L57 198L56 205H57V203H59L58 205L62 204V209H63V206L66 205V203L65 204L63 203L62 198L59 197ZM131 199H132V197H131ZM131 199H129V200H131ZM154 199H155V201H153ZM193 199H194V201H193ZM208 199H210V201L212 200V202L209 201L208 204L206 205V202H207L206 200H208ZM95 200L96 199H92V197L90 196V202H94L95 203ZM39 201H41V200H39ZM117 201H119V200H117ZM120 201H121V199H120ZM120 201H119V205H120ZM149 201H150V203H149ZM177 201H175V202H177ZM195 201H196V203H195ZM230 201L232 203L231 206L234 205V207H231L232 209L231 208L228 209ZM55 202H54V205H53L54 208L51 209L50 205H47V204H46L45 208H47V206H49L50 207V211L51 210L56 211L55 210V206H56ZM152 202H155V203H153L154 205L155 204L156 205L160 204V206L163 205L166 210L163 209L162 208L163 206H162V207L159 208V211L156 214V208H155L156 205L154 207ZM188 202H189V199H188L187 203ZM110 203H111V209H110ZM122 203L124 204V200H123ZM145 203H144V205H145ZM181 203L183 205H180ZM192 203L195 204V206L192 205ZM236 203H237V205H236ZM184 204L189 209L184 208V206H185ZM40 205H41V209H40ZM106 205L109 206L108 208L110 210H112V208L115 207L113 209L114 214L111 215V211L109 210L110 211L109 212L106 209V207H107ZM112 205H114V206H112ZM68 206H65V208L67 207L66 208L67 210H68ZM91 206H92V208H91ZM198 206H200L199 209H197ZM216 206H215V209H216ZM49 207L47 208L48 210H49ZM119 207L117 209H119ZM158 207H159V205H158ZM191 207H193V208L196 207V208L193 211ZM222 207H223V209H222ZM83 208L80 211L81 213L83 211ZM152 208H154L153 212H152ZM211 208H212V206H211ZM57 209H58V206H57ZM66 209H64L65 210L64 211V215H65ZM102 209H100V211H102ZM124 209H125V207H124ZM174 209H176V211H174ZM215 209H214V211L217 212V210H215ZM105 210H106V212H105ZM122 210L123 209H122V206H121V210H119V211H121L120 213H122ZM160 210H164V212H166L164 214V212L161 211L164 214V218H166V219L170 220V222H172L171 224L167 222L168 220H166V222H167L166 225L167 226L165 225V223L162 226V223L165 220L162 218L163 220L161 222V219H159L162 216V215L160 216V214H161ZM195 210L197 211V213H196ZM228 210H230V212H228ZM107 211L109 212L108 213L109 217H108ZM154 211H155V213H154ZM198 212H199L200 215L198 214ZM83 213H84V211H83ZM91 213H92V211H91ZM158 214H159V216L157 218ZM228 214L231 215V216H229ZM80 215L81 214H79V216ZM154 215L156 216L157 219L155 218ZM196 215H197V217L199 216V218H200V224H198V226H195L197 221L199 223V218H197ZM211 215L214 217V214H211ZM219 215H221V214H219ZM86 216H88V215H85V217ZM112 216H113L114 219H115V216H116L117 222H116V220L113 221ZM210 216L208 215L209 218H210ZM60 217H62V219ZM81 217H83V216H81ZM139 217H141V218H139ZM57 218H60V219L57 221ZM70 218L72 219V217H70ZM73 218L75 219V217H73ZM107 218H109V220H107ZM135 218H134V220H135ZM154 218H155V221H154ZM223 218H224L223 222H225L226 221L225 217L223 216ZM67 219H68V221H67ZM76 219L79 220V219H84V218H80V217L78 218V216H77ZM76 219H75V221H76V224H77V220ZM88 219H89V216H88ZM95 219H93V218L89 219V222L91 220H95ZM127 219L130 220L131 223H129V221L126 222ZM195 219H196V223H194ZM101 220H99V221H101ZM123 220L126 222V224H125V222ZM159 220H160V223H159ZM211 220L212 219H210V222H211ZM99 221L97 222V226H98ZM122 221L124 222V224L122 223ZM56 222H57V224H56ZM82 222H84V220ZM91 222H93L94 224L96 223V221L95 222L91 221ZM220 222L221 221L219 219V223ZM231 222H232V220H231ZM85 223H86V221H85ZM101 223H103V222H101ZM114 223L118 224V227ZM132 223L135 224V225L133 226ZM148 223H149V226H147ZM129 224H130V226H129L130 229L132 228L131 226H133L131 231L129 230V227H127ZM152 224H155V225L153 226ZM176 224H177V227H178V224L180 226L177 228ZM204 224H205V222H204ZM217 224H218V222H217ZM70 225L74 227L73 223L70 224ZM80 225L85 227V226L90 225V224L87 223V225L84 224L85 225L84 226L80 222ZM80 225L78 223V227ZM102 225H99V226L102 227ZM120 225H121V227L124 225V227H123L124 229H125V227H127L128 232H127V230H123V228L119 227ZM183 225H184L183 228H185V229L182 228V230H183V232H182L181 229L179 230V228L181 226H183ZM193 225H194L195 228H197V232L194 229ZM220 225H221V223H220ZM114 226H115V228L117 227V232H115L116 230H115ZM150 226H151V228H150ZM152 226H153V228H152ZM110 227H113V229L112 228L109 229ZM154 227L155 228L161 227L160 229L162 231V236L165 235V237H166V238L163 237V238H165V240L160 235H159V237H157L159 233ZM163 227L165 229H163ZM242 227H244V229H242ZM120 228H121V230H120ZM210 228H212V227H210ZM78 229H80V227ZM84 229L85 228H81L80 229L81 232ZM108 229L111 230V231H108ZM177 229H178V231H177ZM213 229L214 228H212L211 231H213ZM93 230L94 229H92V231ZM133 230H134V233H136V231L139 230L135 234L138 237H135V235L133 233ZM140 230H141L142 233H140ZM142 230L145 233H143ZM155 230L157 231V234L155 233L156 237L153 236L154 232H156ZM175 230L177 231V238H176V236H174V233H173V231L175 232ZM188 230H189V236L190 237L188 236V233H187ZM190 230L193 231V232H191V234H190ZM67 231L70 232V233H68ZM86 231L88 233V236L90 234H92V233L89 232L88 226L84 230V233ZM119 231L122 232L124 236L121 235L122 233L120 234ZM163 231H165L164 234H163ZM179 231H181L182 234H181V236L178 237V232ZM209 231H210V229H209ZM64 232H66V233L64 234ZM147 232H149V235L147 234ZM61 233H62V230H61ZM93 233H94V231H93ZM195 233H197L196 236H194ZM131 234L134 235V237L133 236L131 237L130 236ZM141 234H142V237H144L143 244H145V241L147 243L146 246L149 243L151 245V248L153 249L152 253L149 252V250H147V252H146L145 250L147 248H145V247L143 248L144 252L142 251V248H140L141 246L143 247V244L141 243L142 242ZM145 234H146V236H145ZM150 234H152L150 238L155 237V240H156V238L158 239L157 240L158 242L154 241V243L160 244L161 242L159 243V240L163 239L162 241H165L164 247H162L163 246V244H162L163 242H162L160 244L161 246L159 245L160 247H162L161 249H160L159 246H158L159 249L155 248V246L157 247V245L154 244L151 239L147 238V236L149 237ZM94 235L92 234V236H93L92 241L94 239ZM97 235L99 237L98 233L96 234V237H97ZM116 235H118V237ZM119 235L121 237H119ZM191 235L194 238V240L197 237V239L195 240V244L192 242L194 240L191 239L192 238ZM88 236L86 235V237H87L86 240L88 241V244H90L91 243V241L89 243L90 236L89 237ZM102 236H101V238H102ZM187 236L189 237V240L190 239L192 240V241L188 242L189 244L192 242V247L193 248L191 249V254L190 253L188 254V252H190V250L189 249L186 250V248H185V247H189V244L185 243V242H187L186 241ZM213 236H214V234H213ZM221 236H223V238H221ZM140 237H141V241L140 240L137 241V239L140 238ZM200 237H201V235H200ZM215 237H214V240H213V244H210V245L213 246L214 251L212 250L211 247H210V251L212 250L213 252L216 253V251L220 250V246H217L216 243H215V246H216V250H215L214 241L218 242V239L216 240L217 237L216 238ZM145 238H146V240H145ZM54 239H58V242H59V240L65 242V244H63V246H66V250H64L62 246L60 248V246H59L60 243L57 242L58 243L57 244ZM148 239H149V241H148ZM202 239H205V237L203 235H202ZM52 240H54V241H52ZM90 240H91V238H90ZM119 240H120V242H119ZM197 240H198V243H199V240H200L199 246H197V243H196ZM95 241H98V240L94 239V242H93L94 245L99 246V245H97V243L99 244V242H97L95 244ZM103 242H105V239H104ZM107 242L110 244V246H109L110 248L107 247V244H108ZM121 242H122V245H121ZM151 242H152V244H154V247L151 244ZM178 242L181 243L182 245L184 244V247L183 246L180 247ZM55 243H56V245H55ZM93 243H91L90 245L92 246ZM140 243H141V245H140ZM177 243H178V245H177ZM174 244H176V246H178V247L176 248V246H174ZM186 244H187V246H185ZM90 245H88L87 247H89ZM119 245H120V247H119ZM124 245H125V243H124ZM258 245H259V247H258ZM100 246H101V244H100ZM135 246H136V248L137 247H139V248H137V250H136ZM165 247H166V249L168 251L167 254H166V252H167L166 250H162ZM179 247L181 249L183 247V249L185 250V252H184L185 254L188 251L187 254L190 255V257L187 258L188 257L187 254H186V256H185V254L184 255L182 254L183 253V249H182V251H177V250H180ZM91 248H93V246ZM91 248H90V250H91ZM151 248H150V251H152ZM96 249H98V247ZM140 249H141V251H140ZM148 249H149V247H148ZM154 249H156L157 251L154 250ZM169 249L175 250V252L176 251L177 252H181V254H179L177 252H176V254L173 253V256L177 255V254H178V258L180 256V259H178L177 257L176 258L173 257V259L175 261L178 259L177 262H175V261L166 262L165 261V258H166L167 255H169V258L172 257V254L170 255L169 251H171V253L173 251L169 250ZM70 250H72V248ZM90 250H88L89 253L95 251V249L92 250V251H90ZM124 250H125V247H124ZM158 250H160V252L162 250L164 255H163L162 252L160 253ZM208 250H209V248H208ZM138 251H140V252H139L138 255H136L138 253ZM164 251H166V252H164ZM110 252H112V253L116 252V254H114V253L111 254ZM134 252H135V254H134ZM142 252H143V254H145L144 255L145 259L144 260H142L143 259V257H142L143 255L141 254ZM148 252H149V256H150V253H151V255L154 253L153 254V258L154 257H156V258L158 257V258L155 259V261H152V259L149 258L148 254H147ZM155 252L157 253V256H156ZM158 252H159V254H158ZM203 252L201 251L202 255H203ZM70 253H71V251H70ZM85 253H86V255H85ZM201 253L199 254L200 258L202 256ZM221 253H223V250L220 252V254ZM93 254L95 255L96 252H93ZM98 255H99V253H98ZM101 255H99V256H101ZM83 256H84V258L82 259L81 257H83ZM122 256L123 257L125 256L127 259L126 258L124 259ZM139 256L141 258H139ZM164 256H165V258H163ZM146 257L148 259H151L152 262H147L148 259L146 260ZM199 257L197 259L198 261L200 260ZM209 257H210V253H209ZM92 258H93V256L91 257V259ZM99 258L100 257H98V259ZM121 258H122V260H121ZM203 258H201V261H199V262L198 261L197 262L194 261V262H191V264H203V262H202V261H204ZM88 259H89L88 262L89 261L91 262L90 257H88ZM162 259H164V261H165L164 263H162L163 262ZM167 259H168V257H167ZM173 259L170 258V261L173 260ZM185 259L187 261H189V262H186ZM191 259L193 260L194 257H192ZM214 259H215V257H214ZM127 260L128 261L130 260L131 262H128ZM158 260H160V263L158 262ZM121 261H123V262H121ZM208 261H209L208 264H210L211 263L210 260H208ZM237 261H236V263H237ZM250 261L252 262L253 259H251ZM262 261L263 262H260V264H264V260L263 259H262ZM95 262H99V261H95ZM213 262H217V261L212 260V263ZM206 263H204V264H206ZM218 263H219V261L217 262V264ZM84 264H89V263L84 261Z\"/></svg>", "mask_w": 264, "mask_h": 264}, {"label": "rangeland", "instance_id": "obj_2", "mask_svg": "<svg viewBox=\"0 0 264 264\" xmlns=\"http://www.w3.org/2000/svg\"><path fill=\"white\" fill-rule=\"evenodd\" d=\"M37 26H38V28H39V26H41V28H39V29L37 28V34H35V37H34V34H32L31 31L34 30L35 32H33V33H36V27H37ZM46 26H48V25H46ZM60 26H61V25H57V27H56V26L54 27V25H49L50 28H49V27H48V28H46V27L44 28V25H33L34 29H32V26H31L30 35H29V38L27 39V41H26V39H25L24 37H21V38L19 37V38H18V35H19V34L16 35V36H17V39H16V37H15V39H14V40H16V42L14 41V42L12 43V47H13V50H14V51H11V52L9 51V52H10L9 55H8L9 52H7V53H6V52L1 53V54H3V55L6 53L7 58L5 57L4 60H3V56L0 55V61H1V62L3 61V62H2L3 64L0 66V67H1V69H0V78L2 79V78L4 77V75H5V76H8V79L10 78V77H9L10 75L13 77V73H12L13 65H15L16 67H19L18 63H19V62H22L21 65H20V67L22 66L23 69H22V67H21L20 70H19V71H20V74H21L22 76H21V77L19 76V74H18L19 71L16 70V69H15V66H14V70H16V71H13V72H15L14 75L16 74V75H15L16 77H14V78H17V77L20 78V83H21V85H22L23 83H26L25 86H24V84H23V87L20 88V87H19V86H20V83H19L18 80H17V83H19V86H18V84H15V83H16V82H15L16 79L11 78L12 80L14 79V81H11V83H10V80H9V83H10L11 85L13 84V87H15L16 89H15V90H14V89L12 90V92H13V96H14V98H13V104H11V105L9 106V109H10V107H11V111H12V112L9 111V112H6V113H5V111H3L2 108L0 107V123H1L0 126H2V127H0V130H1V131H0V135L2 136V138H1V136H0V144H6L7 142H9V143L11 142V143H12L13 141L15 142V139H16V140L19 139V137H20L21 134H22V135H23V134L25 135V134L28 133V134L30 135V137L32 138L33 142L36 143V145H35L36 147L34 146V143H33L32 140H31V141H29V143L32 142L33 145L30 143V144L32 145V147L29 145L30 147L27 148V150H28V149L30 150V148L32 149V150H30V152H31V151H32V153L34 152V154L31 153V155L33 156L34 159H31V161L33 160V161H32V164H31V161H30L29 159H27V157H30V158H31V155H30V154L28 155V154L26 153V154H27V157L25 156V158H26L28 161H26V159H25V161H26L27 163L30 162V164H29V163L26 164L25 161H24V159H23V158H24V157H23L24 155H22V153H20V158L23 159V160H21V161H23V164H26V165H24V167L22 166V165H23V164H22L21 167H22V169H24V168L26 167V170H30V169H31V170L33 171L32 173H35L34 170L32 169V168H33V167H32L33 165H34V167H36V166H35V162H36V164H37V162L40 163L41 160L44 162L45 167H43V168H41V170H39V171H43V170L46 168V170L43 171L44 174H40V172H39V173L36 172L37 174L35 173V174L33 175V174H31V170L29 171V174H30V175H33L34 180L31 179L32 182L34 181L35 184L37 183V186H36L35 190L33 189L34 192L37 191V187H38V191H37V193H39V190H41V189H42V190H45V188H49V186H51V188L53 187V188H52L53 190H51V188L48 189V190H49L48 193H47V190H45V191H43V192H42V190H41L40 193H41L43 199H40V198H42V197L39 196V198H38V200H37L38 205H39V202H41L40 204L42 205V203H43L42 200H44L43 205H45V206H46V204H47V205H50L51 209L54 208L53 205H54L55 200H54L53 198L55 197V195H56V197H57L58 194H59V192L56 193V194H55V192H56V191H59V189H60V188H58L57 186H56V188H55V185L57 184V182H55V183L53 182L54 185H53V183H52L51 185H50V184H49V185L47 184V182H48V183H51V179L53 180V177H52L51 175H53V174H54L53 172L56 171V169L53 168V166L55 165V167H56V165H57V170H58V166H59V164H60L59 169L61 168V169L66 170L67 173L65 172V174H66V176L68 177V175H69L70 172H68V169H67V168H69L70 166H72L73 163H74V164L76 163V167H77V166H78V165H77V164H78V163H77V161H78L77 158H79V160H80V158H81L80 161H82V160L86 157V155L89 153V150H87L88 148L90 149V153H91V154H94V153H92V150H93L92 148H93V145L95 146V144L97 145V150H98V147H99V149H100V146H101V149H102V147H103V149H104V147H105V142L107 143V139L110 138V137H108V138L106 139V141H105V138L102 139V137L105 135V133H106L107 131L109 132V131H110L109 128H111V127L114 125L113 123H112L113 125H111V126L109 125V122L111 123V121H112V120L110 121V117H111V116L113 117L114 114H115L114 117H115V116H118V115H116V112H115V109H114V104H115V103H114V100H113V99H115V100L117 99V100L115 101V102H117L116 104H117V106L119 107V110H118V108H116V111L118 110L117 113H120V114L122 113V116H123V113H124V111H125V114H124V115H126L127 118H126V116H124V117H125V118H124L125 120H124V119H123V120L125 121V124H126V125H124V126H126V127L128 126V125H127V124H128V123H127V120H128V122H130L129 120L133 119V120L135 121V123H136V120H137V118H134L135 116L132 115L133 118H131L130 114H129V115H127L128 113L126 114V112H127V111H126L127 108L129 109L128 112H130V108H131L130 104H132L131 102H128V101H129V100H128L129 97H127V95L129 96V94H130V90H131V84L129 83V81H128L125 77H121L120 75L114 74V73H112V72L109 71V70H108V71H107V70H104V72H106V74H104L103 70L101 71L100 69L95 68V66H94V64H93V57H94L93 54H92V53H93V50L95 51V49L99 48V46L96 47V45H100V49H102L101 47H105V45H107V46L109 47V46H110V44H109L110 42H109L108 44H105V45L103 46V43H102L101 40H97V41H99L100 43H98L95 39H94V40H93V39H90L89 41H87L88 39L86 38V35H85V34L87 33V31H86V28L83 27V26H82V27L79 26V31H78V27L75 28L74 26H69V27H70V28H69L68 26H64V27L61 26V27H62V28H61ZM42 27H43V28H42ZM51 28H52V29H51ZM53 28H56V29L58 30V31L56 32V34H55V32L53 33V31L55 30V29H53ZM58 28H59V29H58ZM60 28H61V29H60ZM64 28H65V30H64ZM74 28H75L76 30H74ZM82 28H83V29H82ZM43 29H45V31H44ZM69 29H70V30H69ZM71 29H73V30H71ZM80 29H82V30H80ZM27 30H28V33H29V29H27ZM67 30H68V31H67ZM101 30H102V29H101ZM109 30H111V29H109ZM15 31H17V30H15ZM81 31H82V32H84V31L86 32V33L84 32L85 34L83 33V34H84L83 37L81 36L82 34H80ZM38 32H39L40 34H42V35L45 34V35H44L45 38H44V36L42 37V35H40ZM46 32H48V33H46ZM49 32H51V34H50ZM64 32H66V33H64ZM70 32H71V33H70ZM73 32H74V33H73ZM76 32H78V34H77ZM111 32H112V31H111ZM17 33H18V31H17ZM52 33L55 34V35L53 36ZM67 33H68V34H67ZM72 33H73V36H71ZM49 34H50V36H49ZM59 34H60L61 36H59ZM64 34H65V35H64ZM69 34H70V35H69ZM99 34H100L101 37L103 38L102 35H103L104 33L102 32V33H99ZM47 35H48V36H47ZM78 35H79V36H78ZM100 35H99V36H100ZM31 36H32V38H30ZM51 36H52V38H51ZM55 36H56V38H57V36H58V39H56ZM64 36L66 37V41H67V42H64V43H63V41H65V37H64ZM105 36H106V35H105ZM33 37H34V38H33ZM36 37H37V40L35 39ZM46 37H47L48 39H46ZM59 37L62 39V40H60V42H61V46L63 47V49H62V47L60 48ZM63 37H64V38H63ZM71 37H72L73 41H72ZM84 37L86 38V40L84 39ZM106 37H108V36H106ZM106 37H105V39H106ZM41 38H42V39L44 40V42H46V43H43ZM67 38H68V39H67ZM78 38H79V39L81 38L80 40H82V41H81L80 44L78 43V44L80 45V47L78 48V50L76 49V50H77V51H76L75 48H77V41H79ZM18 39H19V41H20V39H21V41L18 42V41H17ZM33 39H34V41H33ZM45 39H46V41H45ZM49 39H50V42H49ZM110 39H111V38H110ZM38 40H41V42H39L40 46H39L38 43H37ZM76 40H77V41H76ZM83 40H85V41L83 42ZM112 40H113L112 42H114L115 39H112ZM25 41H26V42H29V43H26V46H25ZM35 41H36V43H35ZM53 41H55V42H53ZM56 41H58V42H57V45H56L55 48H54V45L56 44ZM71 41H72V42H71ZM75 41H76V42H75ZM86 41H87V43H86ZM90 41H91L92 43H94V44H93V46L95 45L94 47L91 46L92 43H91ZM110 41H111V40H110ZM115 41H116V43H117V40H115ZM224 41H227V40L224 39ZM48 42H49V43H52V44H49ZM74 42H75V44H74ZM88 42H90V44H91L90 47H88ZM95 42H96L97 44H95ZM17 43H18V44H17ZM21 43H22V44H21ZM33 43H35V44H37V45H33ZM41 43H43V45H41ZM47 43H48L50 46L47 45ZM65 43H66V45H65ZM72 43H73V44H72ZM101 43H102V44H101ZM104 43H107V41H106V42L104 41ZM114 43H115V42H114ZM120 43H121V42L118 41V44H120ZM13 44H14V45H13ZM19 44H21L22 47H21ZM28 44H31V46H32L31 51L28 49V48H31V46L28 45ZM58 44H59V45H58ZM85 44H86V47H87L88 49L84 47ZM16 45H18V46H16ZM27 45L30 46V47H28ZM45 45H46V46H45ZM79 45H78V46H79ZM101 45H102V46H101ZM112 45H113V44H112ZM239 45L242 47L241 43H239ZM14 46H15V47H14ZM24 46H25V48L27 47L28 50H25ZM33 46L35 47V49H33V48H34ZM43 46H44V48H45V47H48V46H49V47H48V48H45V50H44ZM52 46H53L54 49L52 48ZM65 46H67L66 49H65ZM71 46H72V49H71ZM82 46H83L84 48H83ZM17 47H18V48H17ZM20 47H21V48H20ZM39 47H40V48H39ZM69 47H70V48H69ZM74 47H75V48H74ZM95 47H96V48H95ZM16 48H17V50H16ZM51 48H52V49H51ZM80 48H81V50H80ZM22 49H23V51H25V52H22V51H21ZM40 49H41L42 51H41ZM47 49H48V50H47ZM61 49H62V50H61ZM64 49H65V50H64ZM69 49H70L71 51H73V50H74V51H73V52H71V51L69 52ZM84 49H85V51H84ZM50 50H51V51H50ZM17 51H18V52L20 51L19 54L17 53ZM27 51H28V52H27ZM37 51H38L39 56H38V55L36 56ZM43 51H44V52H43ZM46 51H47V54H46L47 57L45 56V52H46ZM56 51H57V52H58V51H59V52L62 51V54H63V55H62V54L60 55L59 53H58L59 55L56 54ZM50 52H51V53H50ZM54 52H55V54H54ZM66 52H67V54H66ZM79 52H80V53H79ZM88 52H89V53H88ZM91 52H92V53H91ZM11 53H12V59H10V58H11ZM13 53H15V54L17 53L16 56H15V54H13ZM22 53H23V54H22ZM30 53H31V54H30ZM34 53H35V54H34ZM52 53H53V54H52ZM71 53L73 54V58H72V59H74L73 62H72L71 58L68 57V55H69V56L72 55ZM74 53H75V56H76V57H74ZM90 53H91V54H90ZM27 54H30V55L28 56ZM32 54H33V55H32ZM49 54H50V55H49ZM78 54H79V55H78ZM88 54H89V55H88ZM18 55H19V57H18ZM22 55H23V56H22ZM34 55H35V56H34ZM42 55H43V56H42ZM52 55H53V56H52ZM54 55H56V57H58V58H55ZM65 55H66V56H65ZM81 55H82V57H81ZM83 55H84V58H83ZM91 55H92V57H91ZM106 55H107V54H106ZM108 55H109V54H108ZM119 55H120V54H118L117 57H115V60H114V59L111 60V61L115 62V63H114L115 66H113L112 68H115L116 72H118V71H119V72H124V71H122L121 67H123V70H125V67L122 66V64H123V65L126 64V63L123 62V60H122V58H123V59H125V58L123 57L124 55H122V56L120 55L121 58H120ZM20 56H22V58H20ZM26 56H27V57H26ZM32 56H33L34 58H33ZM49 56H52V57L54 58V60H53L52 57L50 58ZM61 56H62V57H61ZM63 56L65 57V59H64ZM79 56H80L81 59H83V60L85 59L86 61L84 60V61L82 62V60H81L80 58H79V59H80V60H79L80 62L77 61V58H78ZM14 57H15V59L18 58L17 64H14V62H15ZM16 57H17V58H16ZM25 57H26V60L24 59ZM28 57H29V61H28ZM31 57H32V58H31ZM37 57H38V58H39V57H40V58L42 57V58L39 60ZM43 57H44V60H43ZM59 57H61V59H60ZM66 57H67V61L69 60V62H70V64H71V65H69V66H71L70 68H69V66H68V64H67V62H66ZM71 57H72V56H71ZM118 57H119L120 60H116V59H118ZM127 57H128V56H127ZM30 58H31V60H32L31 62H30ZM6 59H7V61H6ZM19 59H21V60H19ZM36 59H37V60H36ZM45 59H48V60H49V64H48L49 66L47 65L48 61H47V63H45V65H47V66H44V65H43L44 62H46ZM75 59H76V66H74V65H75ZM144 59H145V58H143V61H144ZM11 60H12V62H11ZM33 60H34V62L36 61V64L33 62ZM42 60H43V63H42ZM51 60H52L53 62H52ZM57 60H59V61H58V63L56 64ZM91 60H92V62H91ZM125 60H126V62H127V58H126ZM129 60H131V59L129 58ZM140 60H141V58H140ZM55 61H56V62H55ZM61 61H62L63 63H66L67 65L61 63ZM120 61H121V62H120ZM141 61H142V60H141ZM4 62H5V63H4ZM7 62H8V64H7ZM24 62H25V65H23ZM26 62H27V63L29 62V63H28V66H29V67H26V65H27ZM54 62H55V63H54ZM69 62H68V63H69ZM116 62H117V63L119 62V63L117 64ZM9 63H10V64H9ZM12 63H13V64H12ZM52 63H53V64H52ZM60 63H61V67H59V64H60ZM72 63H73V65H72ZM77 63H79V64H81V65H77ZM120 63H121V65H119ZM0 64H1V63H0ZM11 64H12V65H11ZM19 64H20V63H19ZM39 64H41L40 66H42V67H39ZM51 64H52V66H51ZM132 64H133V63H132ZM4 65H5V66H4ZM7 65L10 66V67L12 66L11 69H10L9 67L7 68ZM30 65H31L32 67L35 68V69L32 68V69L34 70V73H33V70L30 68ZM33 65H36V66H33ZM56 65H58L59 69L62 68V67L65 68V66H66V68H65V69H62V71H60L61 69H60V70L57 69V68H56ZM117 65H118L119 68L116 67ZM126 65H127V64H126ZM2 66H4V68H3ZM24 66H25V69H24ZM67 66H68V69H67ZM73 66H74V67H73ZM77 66H78V67H77ZM79 66H81V67H79ZM5 67H6V68H5ZM38 67H39V68H38ZM129 67H130V66H129ZM134 67H135V65H134ZM134 67H133V69H134ZM40 68L42 69V71L44 70L45 73L41 74L42 71H41ZM54 68H56V69L54 70ZM72 68L74 69V71H72ZM77 68H78V69H77ZM89 68H90V69H89ZM136 68H137V67H136ZM138 68H139V67H138ZM2 69H3V71H4V74H3ZM5 69H6V70H5ZM18 69H19V68H18ZM21 69L23 70L22 73H21ZM26 69H28V71H26ZM50 69H51V70H50ZM84 69H85V70H84ZM110 69H111V68H110ZM119 69H120V70H119ZM126 69L129 70V69H131V67H130V68H127V67H126ZM8 70H9L10 74H9V72H8V74H7L6 71H8ZM29 70H31V72H30ZM35 70H36V71H35ZM37 70H38V71H37ZM56 70H57V72H56ZM68 70H69V71H68ZM95 70H96V71H95ZM113 70H114V69H113ZM113 70H112V71H113ZM115 70H114V71H115ZM117 70H118V71H117ZM53 71H55V74H57L58 72H60V74H57V75H58V78H57V75L55 76V74H53ZM64 71H65V72H64ZM71 71H72V72H71ZM131 71H133V70H131ZM137 71H138V70H136V72H137ZM29 72H30V73H29ZM47 72H48V73H47ZM49 72H50V73H49ZM134 72H135V69H134ZM36 73H37L38 75H37ZM46 73H47V74H46ZM51 73H52V74H51ZM65 73H67V74L65 75ZM17 74H18V75H17ZM24 74H25V76H24ZM28 74H30V76L32 75V77L30 78V76H29ZM40 74H41V77H40ZM50 74H51L52 76H51ZM72 74H74V76H73ZM121 74H122V73H121ZM27 75H28V76H27ZM42 75H44V78H43ZM47 75L49 76V78H48ZM122 75H123V74H122ZM63 76H65V77H63ZM72 76H73V77H72ZM35 77H36V79H35ZM37 77L39 78V80L37 79ZM46 77H47V78H46ZM67 77H68V78L71 77V78L68 79ZM101 77H102V78H101ZM27 78H28V79H27ZM40 78H41L42 80H40ZM66 78H67V79H66ZM122 78H123V79H122ZM45 79H46V80H45ZM64 79H65V81H64ZM106 79H107V80H106ZM22 80H23V81H22ZM29 80H30V82H29ZM34 80H37V81H34ZM55 80H56V81H55ZM60 80H61V81H60ZM70 80H71V82H70ZM77 80H78V81H77ZM87 80H88V81H87ZM104 80H105V81H104ZM143 80H144V79H143ZM1 81H3V79H2ZM31 81H32V82H31ZM38 81H39V83H38ZM50 81H51V82H50ZM57 81H58L59 83H58ZM92 81H93V82H92ZM145 81H146V77H145ZM4 82H6L5 85H3ZM4 82H3V83L0 82V83H1V86L3 85V87H0V89L6 91V90H7V88H6L7 85H6V84L8 83V81H4ZM45 82H46V83H45ZM66 82H67V83H66ZM28 83H29V84H28ZM32 83H33V85H32ZM37 83H38V84H37ZM48 83H49V85H47ZM50 83H51V87H52V86H53V87H56V89L53 88V87H52V90L49 89V87H50ZM53 83H54V85H53ZM64 83H65V85H64ZM27 84H28V87H30V88H29L30 91L28 90ZM34 84H35V86H34ZM44 84H46V86H45ZM106 84H107V85H106ZM38 85H39V86H38ZM42 85H43V86H42ZM68 85L71 86V87H69ZM72 85H73V86H72ZM77 85L79 86V89H78V86H77ZM80 85H81V86H80ZM94 85H95V86H94ZM96 85H98V87H97ZM82 86H83V87H82ZM101 86H102L103 88H102ZM26 87H27V88H26ZM36 87H37V89H36ZM42 87H43V88H42ZM46 87H47V88H46ZM84 87L86 88V91L84 90V92H83ZM124 87H125V88H124ZM33 88H35L34 91H33ZM45 88H46V89H45ZM62 88H64V90H63ZM80 88H81L82 91L80 90ZM87 88H89V91L87 90ZM93 88H94L95 90H93ZM104 88H105V89H104ZM109 88H110V89H109ZM119 88H120L122 91L119 90ZM18 89H19V90H18ZM31 89H32V91H31ZM44 89H45V92H46V93L43 92ZM53 89H54V90H53ZM66 89H69V90L67 91ZM96 89H97L98 91H97ZM101 89H102V90H101ZM103 89H104V90H103ZM111 89H112L114 95H110L109 92H111V94H112ZM113 89H114L115 91H114ZM40 90H41V91H40ZM55 90H56V93H55V97H56V98H54V91H55ZM62 90H63V92H66V91H67V92H66L67 94H66V93H62ZM77 90H79V91H77ZM100 90H101V91H100ZM128 90H129V92H128V94H127V91H128ZM15 91H16V92H15ZM18 91H19V92H18ZM20 91L23 92V94H22ZM49 91H50V93H49ZM52 91H53V95H51V94H52V93H51ZM58 91L61 92V93L59 94ZM73 91H74V94H73ZM90 91H91V96H90V98H89V95H90L89 93H90ZM106 91H107L108 94L106 93ZM118 91H119V95H118V97H117V94H118L117 92H118ZM123 91H124V93L121 94ZM17 92H18V93H17ZM79 92H80V93H79ZM85 92H86V93H85ZM93 92H94V93H93ZM103 92H105L106 94H104ZM0 93H1V92H0ZM16 93H17V97L20 96V99H19V100L17 99V97H15V96H16ZM36 93H37V95H36ZM43 93H44V94H43ZM75 93H76V94H75ZM14 94H15V95H14ZM21 94H22L23 98H22ZM62 94H64L63 98H62ZM70 94H71V96H70ZM102 94L107 95V97L104 96V95H103V97H102ZM161 94H162V93H161ZM1 95H3V94H1ZM1 95H0V96H1ZM32 95H33V97H32ZM40 95H42L43 98H41ZM65 95H66V97H65ZM74 95H75V98L73 97ZM86 95H87V96H86ZM93 95H94V96H93ZM97 95H98V98L96 97ZM123 95H124V96H123ZM69 96H70V97H69ZM84 96H85V97H84ZM109 96H110L112 99H110ZM113 96H115L116 98H113ZM119 96H120L121 98H119ZM122 96L124 97L123 100H121V99H122ZM37 97H38L39 99H38ZM44 97H45V98H44ZM72 97H73V98H72ZM79 97H80V98H79ZM83 97H84V98H83ZM94 97H95V99H94ZM169 97H170V96H169ZM18 98H19V97H18ZM46 98H47V99H46ZM87 98H88V100H87ZM99 98H100V100H99ZM101 98H102L103 100H102ZM104 98H105V99H104ZM125 98H126V100H125ZM58 99H59V100H58ZM82 99H83V100H82ZM17 100H18V101H17ZM21 100H22L23 102H22ZM39 100H40V102H39ZM48 100H49V103H48ZM52 100H54V101H52ZM69 100H70V101H69ZM72 100L74 101V103H73ZM85 100H86V101H85ZM95 100H96V102H95ZM112 100H113V101H112ZM118 100L120 101L122 107H121V105H120V103H119ZM0 101H3V99L0 100ZM14 101H15V103H14ZM19 101H20V103L18 104ZM26 101H27V102H26ZM43 101H45V102H43ZM90 101H92V103H91ZM101 101H102V104L100 103ZM123 101H124V103H123ZM36 102H37V104H36ZM51 102L53 103L54 108H53V105H52ZM66 102H67V103H66ZM80 102L82 103V105H81ZM89 102H90V103H89ZM104 102H105V104H106L105 106H104V104H103ZM110 102L113 103V105H112V103L110 104V105L112 106V108H110V105H109ZM125 102H126V104H127V102H128V106H126ZM26 103H27V104H26ZM55 103H57V106H56ZM79 103H80V104H79ZM85 103H86V104H85ZM122 103H123V104H122ZM47 104H48V105H47ZM50 104H51V105H50ZM60 104H61V106H60ZM71 104H72V105H71ZM91 104H92V105H91ZM94 104H95V105H94ZM99 104H101V105H99ZM116 104H115V107H117ZM118 104H119V105H118ZM124 104H125V105H124ZM167 104H169V103H167ZM17 105H18V106H17ZM73 105H74V106H73ZM77 105H78V107H77ZM83 105H84V106H83ZM90 105H91L92 108L90 107ZM156 105L158 106L159 104H156ZM156 105L154 104V106H155L154 108L157 107ZM21 106L24 107L25 111L22 110ZM26 106H27V107H26ZM34 106H35V107H34ZM66 106H67V107H66ZM79 106H80V108H79ZM81 106H82V108H81ZM135 106H137V105L132 104V107H133L132 110H134V111H133V114L136 113V112H135V109L137 110V107H135ZM13 107H14V111H13ZM16 107H17V108H16ZM88 107H89V108H88ZM98 107H99V108H98ZM107 107H108V108H107ZM123 107H124L125 109H124ZM18 108H19V111L17 112ZM39 108H40V109H39ZM61 108H64L65 110H63V109H61ZM66 108L69 109V110H68V113H69V114L66 113V112H67V109H66ZM85 108H86V109H85ZM87 108H88V109H87ZM96 108H97V110L95 111ZM121 108H122V110H121ZM157 108H158V107H157ZM26 109H29V110L26 111ZM60 109H61V110H60ZM82 109H83V110H82ZM100 109H101V110H100ZM109 109H110V111H109ZM111 109H112V110H111ZM175 109H176V108H175ZM57 110H58V112H57ZM59 110H60V111H59ZM80 110H81V111H80ZM91 110H92V113H91ZM113 110H114V111H113ZM157 110H158V109H155V112H156ZM176 110H177V109H176ZM73 111H75V112H73ZM79 111H80V115H82V118H83L84 123L81 121V120H82V119H81V116H79V114H78ZM84 111H85L86 113H85ZM104 111H105V113H104ZM111 111H112V113H111ZM119 111H120V112H119ZM121 111H122V112H121ZM165 111H166V110H165ZM168 111H169V110H167L166 113H168ZM1 112H2V113H1ZM3 112H4V113H3ZM15 112H16V117L18 116V113H19V117L15 118V119H12L13 116L15 117ZM76 112H77V113H76ZM89 112H90V114H89ZM100 112H101V114H100ZM107 112H108V114H110V116H106V115H108ZM153 112H154V111H152V113H153ZM160 112H161V110H159L158 113H155L154 115L157 117V115L159 116ZM169 112H170V111H169ZM25 113L27 114L28 119H26L27 116L24 117ZM35 113H36V115H35ZM43 113H44V114H43ZM58 113H59V114H58ZM131 113H132V112H131ZM3 114H4V115H3ZM12 114H14V115H12ZM41 114H42V116H40ZM57 114H58V115H57ZM60 114L62 115L61 117L59 116ZM70 114H72V116H70V118H69L68 115H70ZM73 114H74V116H73ZM75 114H77L76 116H77V118H78V123L74 125L73 123L76 122V121H75V118H74V117H75ZM88 114H89V115H88ZM97 114H98V115H97ZM6 115H7V116H6ZM44 115H45V117H43ZM93 115H94V117H93ZM154 115H153V116L151 115V117H154L153 119H155V116H154ZM10 116H12V117H10ZM20 116L23 117L21 122H20ZM64 116L67 117V120H69V121H66V125H67V122H68V124H70V126L72 127V130H73L72 132H74V133H72V135H71V133H70V131H71L70 128H71V127H70L69 125H68V126L65 125V120H66V119H64ZM84 116H87L86 119H84ZM91 116H92V117H91ZM98 116H99V118H100L101 121L104 120V121H103L104 123H100ZM100 116H101V117H100ZM120 116H121V115H120ZM160 116H161V115H160ZM1 117H2V118H1ZM8 117H9V118H8ZM30 117H31V119H29ZM42 117H43V118H42ZM59 117H60V119H59ZM72 117H73L74 120H72ZM105 117H106V118L108 117L109 120L107 119L108 121H106V120H105ZM112 117H111V119H114L113 122H116L115 125H114V127H116L115 130L117 129V130L115 131L116 134H117V131H119L118 133H120L122 130L126 129V127H124V126L122 127V129H118L119 127H117V125H116V124L119 123L120 121H121V122H120V125H121V123L123 124L124 121L119 120V118H121V117H119V116H118L119 118H118V117H116V118L113 117V118H112ZM151 117L146 118V119H150V120H151ZM32 118H33V119H32ZM79 118H80V122H79ZM87 118H88V122H89L88 124H89L90 126H92V123L90 124L91 121H93L94 124H95V125H94V126H95V130H93V131L91 130V133H90V134H92V132H93L94 135H92V136H95V137H98V138L100 137L99 135H101V134L103 135V133H99V134H96V135H95L94 131H95V132H97V131H98V132L101 131V130H102L101 126H103V129H104V128H105L104 125H105V122H106V125H105V126H106V128H108V130L105 128V130H104V135H103V136L101 135V137H100V139H101V141H102L101 143L104 144V145H102V144L100 143V146H99V144H97V143H98V142H97V138H94V137H93V138H92V137L89 138V141L92 139V142H93V143H94V141H96L95 144L91 145V148L88 147V144H86V142H87V138L89 137V134L86 133V128L88 129V127H87V125H85V123H87V121H86ZM89 118H90V119L92 118V120H89ZM94 118H95V121L98 120L99 124H100V125L102 124V125H101V126L98 125V122H97V125H96V123H95V121H94ZM102 118H103V119H102ZM117 118H118V119H117ZM128 118H129V119H128ZM130 118H131V119H130ZM163 118L165 119L164 116H163ZM163 118H161V117L158 118V117H157V119H156L155 121H154V120L149 121V124H148V125H150V123L153 124V123L155 122V123L153 124V128L156 127V128H158V129H163V132L168 133L171 129H169V131H168V129H166V127L164 128L163 126L166 125V126H168L169 128H171V125H172V124H171L170 122H169L170 125H169V123L167 124V122H168V118H167V117H166V118H167V122L165 121L166 119L163 120ZM5 119H6V120H5ZM7 119H8V121H7ZM16 119H17V120H16ZM51 119H52V120H51ZM115 119L118 120V121H116ZM121 119H122V118H121ZM18 120H19V121H18ZM25 120H26V122H30V127H29V123H28V126H27V123L25 122ZM37 120H39V121L42 120V121H41V123H42V124H41V127H42V125L45 123V127H46V129H48V130H46V129L44 130L45 133H42V132H43V131H42V132H41V133H42L41 136H39V134H38L39 131H40V128H39V127H40V123H39V121H37ZM47 120H48V121H47ZM142 120H143V119H142ZM10 121H11L12 123L15 122V124H17V123L19 122V123L17 124V126H18V127L20 126V127L18 128V127L15 126V128H14L13 126H14L15 124L12 125V123H11ZM16 121H17V122H16ZM34 121L36 122L37 125H35V122H34ZM58 121H59V123H56V122H58ZM138 121H139V120H138ZM138 121H137V123H136L135 125H138V123H139L138 127H139V126H142L143 128L146 127V128H148V131H149V126H147L146 123H145V122L148 123L147 120H145V122L142 121V122H144V123H142V124H141V121H139V122H138ZM156 121H158L159 123L156 124ZM164 121H165V123H164ZM2 122H3V124H4V122H6V123H5L6 125H5V124L3 125ZM70 122L72 123L73 126L71 125ZM8 123H10L11 125L7 126ZM38 123H39V127H36V126H38ZM50 124H51V126H50ZM53 124H54V125H53ZM61 124H62V125H61ZM79 124H82V127H84V125L86 126V127H84V128H85V131H81V129L83 130L84 128H81V125H80V127H79ZM129 124L131 125V123H129ZM144 124H145V125H144ZM159 124H160V126H159ZM163 124H164V125H163ZM23 125H25V126L21 129V127H22ZM107 125H108V126H107ZM135 125L133 124V127H132V126H128V127L131 128V129H133ZM143 125H144V126H143ZM10 126L13 127V129H14L13 131H16V132H14V136L17 134V136H19V137L15 136V139H13V138H14V137H12V136H13V135H12L13 132H12V134H11V129L9 130V128H11ZM26 126H27V127H26ZM54 126H55V127H54ZM57 126H58V128H57ZM60 126H61V127H60ZM63 126H64V127H63ZM77 126H78V127H77ZM90 126H89V128H90ZM99 126H100V127H99ZM118 126H119V125H118ZM172 126H173V125H172ZM3 127H4V128H7V127H8V129L5 130ZM43 127H44V125H43ZM43 127H42V129H43ZM48 127H49V128H48ZM59 127H60V128H59ZM68 127H69V130L67 129ZM74 127H75V128H74ZM98 127H99V128H98ZM114 127L111 128V132H109L110 134L107 133V136H112V135L115 133L114 131H112V130H114V129H113ZM128 127H127V129H128ZM136 127H137V126H136ZM136 127H135L134 129H136ZM159 127H160V128H159ZM2 128H3V130H4V133H3V131H2ZM26 128H27V129H26ZM28 128H30V129L28 130ZM31 128H32V129H31ZM56 128H57V129H56ZM61 128H62V129H61ZM96 128H97V129H100V130H96ZM120 128H121V126H120ZM123 128H124V129H123ZM139 128L141 129V127H139ZM153 128H152V126H151L150 133L147 132L146 129H145L146 132H143V129H142L141 132L143 133V135H144V133H146V135H144V137H143V135H142L141 132H138V133H137V131H136L135 135L133 134V136H134V137H133L134 140H139V142L142 143V144L144 145V146H142V144H140V145L142 146L143 149H144V147H145L146 145H147L148 147H151V148H152L151 150H152L153 153L150 152V151H148L150 148H148V147L146 146V147H147V151L149 152V155H151L150 153H152V155H154V153L157 151V149H158V151H160V150H159V144H158V143H160V149H161V151H162V148H163V141H164V144H165V141H166V144H165V145H166V147L168 146V149H167V150L165 149V151H167L168 153H167V155H166V154H165V155H166L167 158H169V159H167V158H165V159H167V160H171V162L168 163L169 166L166 165V164H164V163L161 164V163H162V162H161V159H162V161L165 160V159H163V158H164V157H163V156H164V155H163V154H164V151H162L163 153H162V156H161V154H160L161 159H160V162H159L160 165H162V168H161V167H160V168L163 169V171H164V169H166L165 167L167 166V167L170 168L171 163H172V165H173L174 168L171 167V171H172V169H174V171H175L176 167H177V169H178V166H175V165L173 164L172 161H175V162L177 161V162H176V165H177V163H178V165H180V166L183 164V160H181V157H180V155L183 154V151H184L183 148H182V147H179V148H178L179 151H180V153H181V151H182V154H179V151H178V152L174 151V150H173V148H175V146H173V144H174L173 142H175L174 137H173L171 134H170V135H169V134H166V135H167V137H166L167 139H169L170 136H171V138L174 139V141H173L171 138H170L169 140L164 139V138H165V136H164L165 133H162L161 130H159V132H158V129L156 130V129H153ZM36 129H37V130H36ZM50 129H52L53 131H50ZM77 129H79V131H80L81 133L85 132L86 134L84 133V135H86V136H87V134H88V137L86 138V136L84 137L83 135L81 136L80 134H79V135L76 134V133H79V131H75V130H77ZM152 129H153V132H152ZM165 129H166V130H165ZM7 130H8V131H7ZM18 130H21V132L19 133ZM24 130H25V133H23ZM30 130H31V132H32V131H33V132L31 133ZM58 130H59V131H58ZM5 131H7V132H5ZM35 131H36V132H35ZM68 131H69V132H68ZM89 131H90V129H89ZM126 131H127V130H126ZM134 131H135V130H134ZM139 131H140V130H139ZM154 131H155V132H154ZM9 132H10L11 137H12V139H13V140H10V141H8V140L6 139V134H8ZM29 132H30V133H29ZM47 132H48V133H47ZM49 132H50V133H52V132H53V133L56 132V133H54L55 135H54V134H51V135H50V140H52L53 138L55 139V138L59 137V139H60V140H59V144H58V140H55V141H56L55 144H57L58 147L62 146L63 143H64V145H65V143H66V146H67L68 148H66V146H65L67 152H64V157H65V156H66V158L69 157L70 160H72V157H74V156H73L72 154H70V153L72 152V150H74V149H73L74 147H75V148L77 147V146L74 144L75 141H76V144H77V142H78V144L80 143V145H81V143L84 141L85 144H82V145H84V146H83V149L86 147V149H84V150L87 151V154H85V156L83 155V153H84V150H83V149H82L81 152H80V150H78L79 155H78V153H77V151H76V153H77V155H78V157L76 158L77 161L74 159V161L72 160L71 165H70V162H69V164L67 163V165H65L66 169H65V167L63 168V166H64L65 163H64V162H62L63 164L60 163V161L63 160V158L60 159V158H58L59 155L57 156V153L59 152L58 154H61V151L58 150V152L56 153V152H55V148H54V150H52V153H53V151H54V154H51V150L48 149V146H50L49 143H51V142H50V141H49V143L46 142L45 138L48 139L49 136L46 137V134L49 135ZM58 132H59L60 134H59ZM87 132H88V131H87ZM98 132H97V133H98ZM102 132H103V130H102ZM113 132H114V133H113ZM61 133H65V134L67 133L66 135H67L69 138H68L67 136H64L65 134H63V139L65 140V138H67V139H66L67 141L64 142V140L61 139V138H62ZM123 133L125 134V130L123 131ZM126 133H127V132H126ZM132 133H133L132 130H131V133H130V129H129V133H127V134H130V135H126V134H125L126 137H125L124 134H122V132L120 133V134H122L121 136H123V138H122V139L120 138V139L123 140V142H125L124 144L122 143L121 140H120V142H119L118 140L116 141L117 137L119 138V135H120V134H117V137H116V135H115V138H116V139H115L114 137H113V138L111 137L113 140H115V142H113V143H111V144L114 145V143H115L116 146H115V145H114L115 147L111 146V145H110V141H113V140H112V139H111V140L109 139L107 144H108V147H109V145H110L111 147H109V148L107 147V149H108V150H111V148H115V149L117 150V148H119L118 150H119V151L121 150V151L119 152V154H121V152H122V150H123V146L126 145V144L128 143L127 141H130V143L133 142V141H131V139H132L131 134H132ZM140 133H141V134H140ZM147 133L150 134V135H148ZM170 133H171V132H170ZM34 134H35V135H34ZM36 134H37V137H36ZM108 134H109V135H108ZM111 134H112V135H111ZM136 134H138V135L140 134L139 137H141V135H142V138H140V139H139V138L136 139ZM157 134H158V137H157ZM160 134H161V136H160ZM4 135H5V136H4ZM22 135H21V137H22ZM168 135H169V136H168ZM44 136H45V137H44ZM51 136H52V137H51ZM70 136L74 137V138H72L73 140H71V142H73V144H72L71 142H69V139L71 138ZM76 136H77L78 138H79V136H80V139H81V140L84 139V140H82V142H81V140L79 139L80 141H78V138H77V140H76ZM105 136H106V135H105ZM121 136H120V137H121ZM127 136L130 137L131 139L128 138V140H127ZM146 136H147V137H146ZM163 136H164V137H163ZM16 137H17V138H16ZM21 137H20V139H21ZM43 137H44V138H43ZM159 137H160V138H159ZM161 137H162L163 139H162ZM41 138H42V139H41ZM51 138H52V139H51ZM20 139H19V140H20ZM40 139H41V140H40ZM85 139H86V140H85ZM124 139H126V141H124ZM129 139H130V140H129ZM142 139H143V140H145V139L148 140V139H149L148 141L146 140V141H147V144H146V145H145L146 142H145V141H142ZM150 139L153 140V141H151ZM48 140H49V139H48ZM93 140H94V141H93ZM103 140H104L105 142H103ZM3 141H4V142H3ZM53 141H54V140H53ZM53 141H52V143H53ZM98 141H99V139H98ZM167 141H168V143H167ZM2 142H3V143H2ZM61 142H62V144H61ZM92 142L90 141L89 144L92 143ZM117 142H119V143H117ZM139 142H138V143H139ZM144 142H145V143H144ZM148 142H149V143H148ZM43 143H44V145H43ZM135 143H136V141H134V146H133L132 143L130 144V145H131V148H132V149H135V147H137V148L135 149V151H139V149H140L141 147L139 148L140 145H139V146H138V145L136 146ZM170 143H172V145H170ZM40 144H41L42 146H41ZM47 144H48V145H47ZM71 144L73 145V148H71V147H72ZM117 144H119L118 146H120V144H121V147H117ZM122 144H123V145H122ZM150 144H151V145H150ZM156 144H157V145H156ZM167 144H168V145H167ZM182 144H184V142H183ZM7 145H8V143H7ZM11 145H12V144H11ZM57 145H56V146H57ZM80 145H79V147H80ZM82 145H81V147H82ZM128 145H129V144H128ZM128 145L124 146V148H125V147L127 148ZM165 145H164V146H165ZM9 146H10V144H9ZM12 146L14 147V144H13ZM15 146H16V148H14V149H16V151L18 150V152H20V151L23 152V149H22V148H21L20 151H19V149H18L19 146H17V144H15ZM33 146H34V148H33ZM46 146H47L48 153H45V151H46ZM132 146H133L134 148H133ZM154 146H155V147L157 146V147H156L157 149H154L155 151H153V147H154ZM161 146H162V147H161ZM81 147H80V148H81ZM87 147H88V148H87ZM155 147H154V148H155ZM166 147H165V148H166ZM169 147H170L171 151H170ZM36 148H37V149H36ZM39 148H41L42 150L39 149ZM60 148H62V147H60ZM63 148H64V146H63ZM69 148H70V149H69ZM95 148H96V146H95ZM105 148H106V147H105ZM120 148H121V149H120ZM126 148L124 149L125 151L123 150L125 154L127 153V152H126V150H127ZM142 148H141V149H142ZM180 148H181L182 150H180ZM0 149H1L2 151L5 150V149H3L2 147H1ZM14 149H13V150H14ZM52 149H53V144H52ZM78 149H79V148H78ZM101 149H100V151H101L102 154H104V155H105V153L108 151V150L106 149V152L103 153V150H101ZM137 149H138V150H137ZM184 149H185V147H184ZM38 150H40V151H38ZM68 150H71V151L68 153ZM116 150L114 151V150L112 149L113 152L110 151L111 154H110L109 151H108V152H109L110 155H112L113 153H114V155H115V153L117 152ZM145 150H146V148H145ZM5 151H6V150H5ZM64 151H65V149H64ZM104 151H105V149H104ZM140 151H141V150H140ZM143 151H144V150H143ZM147 151H146V152H147ZM161 151H160L159 153H161ZM185 151L187 152L188 150L185 149ZM185 151H184V152H185ZM14 152H15V151H14ZM18 152H17V153H18ZM35 152H37L38 155H37V153H35ZM40 152H41V153H40ZM74 152H75V151H74ZM93 152H95V150H93ZM141 152H142V151H141ZM141 152H140V153H141ZM144 152H145V151H144ZM144 152H143V154H145ZM169 152H172V153H173V154L171 153L170 155H172V156L174 157V159L176 158L175 160H173V158H171L172 156H169ZM174 152H175V154H174ZM17 153H16V154H17ZM85 153H86V152H85ZM90 153H89L88 155H90V157H91L92 155H91ZM98 153H100V152L98 151ZM177 153H178V155H177ZM189 153H190V151H189ZM16 154H14V156H16ZM26 154H25V155H26ZM42 154H43V155H42ZM50 154H51V155H50ZM62 154H63V151H62ZM95 154H96V153H95ZM107 154H108V153H107ZM109 154H108V155H109ZM137 154H139V153L137 152ZM137 154H136V156H138ZM141 154H142V153H141ZM141 154H139V157H140ZM143 154H142L141 156H142V158H145V155H143ZM157 154H158V153H157ZM9 155H10V154H9ZM36 155H37L38 158H36ZM44 155H45V156H44ZM96 155L99 156V154H96ZM100 155H101V153H100ZM104 155L101 156V159H102V160H103L102 157H104ZM110 155H109V157L107 156L108 159H107V157H106V158L104 157V159H105V161H106L105 163H107V164H109V163H108V162H109L108 160H110V159H112V157H114V156H112V157L110 158ZM116 155H118V152H117ZM116 155H115V156H116ZM122 155H124V154H122ZM152 155L150 156L151 158H153ZM158 155H159V154H158ZM158 155H157V156H158ZM184 155H186V156H185V161H187V156H190V154H189V155H187V153H186V154H183L182 158L184 157ZM21 156H22L23 158H22ZM60 156H61V155H60ZM93 156H94V155H93ZM93 156H92V158H93ZM118 156H119V155H118ZM124 156H125V155H124ZM126 156H127V155H126ZM143 156H144V157H143ZM146 156H147V155H146ZM168 156H169V157H168ZM175 156H176V157H175ZM177 156H178V157H177ZM10 157H11V159L16 160V159H14L15 157H14V158H13V156H10ZM61 157H62V156H61ZM75 157H76V154H75ZM90 157L88 156V157L86 158V160L89 159ZM122 157H123V156H122ZM148 157H149V156H148ZM150 157H149V159H150ZM16 158L18 159V155L16 156ZM35 158L37 159V161H34V160H36ZM48 158H49V159H48ZM55 158H56V159H55ZM92 158H91V164H92V162H95L94 164H95V167H96V170H97V174H98V176H96V174H95L96 171H94V172H95V173H94V172L91 170L92 168H94V167H93L94 165H93L92 168H91V164L88 166L89 162L86 161V165H87L88 167L85 166V167H86V170H85V171H88V170H89V172H88V173H82L81 170H84V165H83V162H82V163H81V166H83V169H82V168H80L81 166H80V163H79L78 170L80 169L79 172H80L81 175H82V174L84 175V179L86 178V177H85V174H86V175H87V174L89 175V179L87 178L88 180H90L91 177H92L94 174H95V177H96V178H93V177H92L93 179H96V180H94V181H92L93 179H91L89 182L84 181V182H85V185H86V182H87V187L89 186V188H90V189L88 188V191H86L87 188H86V186L84 185V182L82 181V182H83V185H84L83 187H85V189H86L85 191L83 190V191H84L83 194H87V193H88V194L92 197V199H96V200H95V203H94V202H90V196L87 194V198H89V202L87 201L88 204H89V206H90V203H91L92 206L94 205V208H96V210H97V208H98V206H96L97 204H99L100 206L102 205V201H100V198H99V197H102V200H103V194H104V198H105V197L108 198L107 195H108L109 198H110V196L112 195V196L114 197V200H115L114 202L111 201V198H110V199H106L105 201L103 200V201H104L105 204H107V201H110V202H111L112 204H114L117 208L122 204V205H121V206H122V209H123V210H122V213H120L121 211H119V210H121V206L119 207V209L116 208V210H115L116 214L119 213V214H117V220H121V219H122L121 216H123V215H124V217H123L124 219L127 218V215H128L129 213H127V210H126L127 207H126V206H127V204H128V207H129V203L125 204V203H126L125 201H129V202L131 203L130 205H132L134 199H136L137 201H135V202L133 203V204H134V205H133V208H132V206H130L131 208H128V209H129V211H130V209H131V211H135L136 207L138 208V205H139V206L141 207V208H140V211H141V212L138 210V211L140 212V214H139V213H138V214L141 215V214H142V211H143V207H144V208L147 207V206H146V203L143 202V201H146V202H147L148 192H149V195H151L150 193H151L152 191H154V193L156 194L157 192H159V191L161 190V194H162V190H163V189L156 190V189H159V187H160L161 184H157V183H155V186H154V183H153V182H154L155 180H153V179H156V178H157V179H156L157 181H158L159 179H161L160 181L163 182V181L166 180V178H165V180H164L163 175H164V177H165V175L167 174V172L170 171L169 168H168L166 174H162V175H161V171H162V170L157 166V169L159 168V169L161 170V171H159V169H158V171H157L156 168L154 167L156 162L152 160L151 162H155V163H154V164L152 163V165H154V166L151 167V163H150V160H151V159H150V160L148 159V160H149V162L147 161V162H148L147 165H148V167H149V170H148V171L150 172V169H151V168H152V169L155 168V170H154V173H152L153 170H151L150 175H149L148 178H147V181H151V185H152V183H153V185H152V186H153V190H152L151 188H147L148 186H150V183H148V182L146 181V176L148 175V172H145V171H147V170H145V167H147V165H145V163L141 161V160L144 161V159H142V158H138V160H140V159H141V160H140V161H137V163H139V165H143V166L145 165L144 167H142V169L144 168L145 171L141 169L142 172H141V171H140V172L143 173V171H144V173H143V174H140V173H139V177H141V175H143V176L146 175V176H144V177L142 176L143 178L141 177L142 180L145 179L146 182H145L144 180L142 181V183L139 182V181H138V182L141 183V184L143 185V188H145V187L147 186V187H146L147 189L145 188V190H144L145 192H146V191H147V192L145 193L144 196L141 197V196H140V195L142 194V193H141V192H142L141 189H143L142 186L139 184L140 187H141V189H140V187L137 189V187H138V185H137V187H135L137 190L135 191V189H134V191H132V190H133V187H132L131 184H132L133 182H132V183L129 182V183H131L130 185H131V187H132V190H131L132 193H134V192L136 193V192H137V193H140V194H139V197H138V195H137L136 197H134V196H132V194L128 195V194L130 193V192L128 191V192H129V193H127L128 198H126V194H122V196H119V195L121 194V192H120L121 190L119 191V192H120L119 195H117V193L115 192V191H117V190H116L117 188H118V189H121V188L123 187V189H125L126 184L123 183V184H121V185L118 187V185H119L120 183H119V182H118L117 184L114 183V187L117 186L115 189H114V187H113L114 191H113V189H110V188H109V187H111V185H113V182H112V184H111V182H109V180L113 177V173H111V172H114L115 175H116V173L119 172V171H118V168H117V165H118V164L115 166V163H114V164H113V170L110 171V170L112 169V166H111V169H110V168H107V167L105 166L104 160L101 162V159L99 158V159H100V162L102 163V167H101V169L105 166V170L107 171V172H106V171L104 170V168H103V172H102V174H103L104 172H106V173L108 174V172H109L108 175H110V176H109V179L107 180L106 177H108V175L106 176V173H105V179H106V182H105V183H106L107 185L110 183V184H109V187H107V185H104L105 183H104V184L101 183V182H102L101 178L104 179V178H103V177H104V174H103V177H101L102 174H101L100 170L98 171V169H99L100 166H101V163H100V164L98 163V164L100 165V166L98 167V166H97V162H96L97 160L95 159L96 156H94V160H92ZM109 158H110V159H109ZM120 158H121V157H120ZM123 158H126V157H123ZM154 158L156 159V153H155V155H154ZM154 158H153V159H154ZM177 158H180V160H181L182 162L179 163L180 160H179V159L177 160ZM46 159H47V162H48L47 166H46V163H47V162H45ZM50 159H53V160H51V165H52L51 167L53 168L54 171H52V168H51L50 165H49V162H50L49 160H50ZM64 159H65V158H64ZM97 159H98V157H97ZM99 159H98V162H99ZM106 159H107V160H106ZM115 159H118V163L121 161V160L119 161V158H117V156H116ZM115 159L113 158V160H115ZM146 159H147V158H146ZM146 159H145V160H146ZM157 159H158V158H157ZM190 159H192V158L189 157V160H190ZM56 160H57V162H56ZM58 160H59V161H58ZM65 160H66V159H65ZM65 160H64V161H65ZM67 160H68V158H67ZM67 160H66V161H67ZM95 160H96V161H95ZM113 160H111V162H114ZM122 160H123V159H122ZM167 160H166V161H167ZM17 161H18V160H17ZM17 161L15 162V164H17L20 160H19L18 162H17ZM52 161H53V163H54V161H55V163L53 164ZM115 161H116V160H115ZM156 161H157V160H156ZM216 161H217V160H216ZM33 162H34V164H33ZM43 162H42V164H43ZM58 162H59V163H58ZM78 162H79V161H78ZM140 162H142L143 164H142V163L140 164ZM167 162H168V161H167ZM167 162H166V163H167ZM175 162H174V163H175ZM187 162H188V161H187ZM87 163H88V164H87ZM149 163H150V166H149ZM159 163H157V165H158ZM184 163H185V162H184ZM18 164H20V163H18ZM18 164H17V165H18ZM40 164H41V163H40ZM44 164H43V165H44ZM217 164H219V163H217ZM12 165H13V164H11V166H12ZM17 165H16V166H17ZM27 165H28L29 167H28ZM48 165H49V166H48ZM69 165H70V166H69ZM111 165H112V164H111ZM164 165H165V166H164ZM185 165H186V163H185L183 166H185ZM16 166L13 165V167H16ZM67 166H68V167H67ZM108 166H109V165H108ZM114 166H115V167H114ZM180 166H179V167H180ZM13 167H11V168H13ZM18 167H19V166H18ZM27 167H28V168H27ZM48 167L51 169V171L48 170ZM73 167H75V165H73ZM163 167H164V168H163ZM16 168H17V167H16ZM29 168H30V169H29ZM36 168H37V167H36ZM89 168H90V169H89ZM106 168H107V169H106ZM139 168H141V167L139 166ZM203 168H204V167H202V166H201L200 168H198L199 172L202 171V172H204V175H205V174H207V175L209 174L210 176L208 177V176L206 175L208 178H206V177L203 178V176H201L202 179H201L200 176H199V178H200L199 180H200V181L202 180V181L204 182L203 184H206V183H207L206 185H207L208 187H209V185H210L209 188L206 186V187L208 188V190L211 189V188H212V190H213V187H214V188L217 187L216 189H217L218 191H217V192L214 191V192H215V196H216V193H217L218 196H216V197H217V198L219 197V198H218V200H216V197H214L215 199H214V198H213V199L211 198V199L215 201V202L213 201V204H214V203H217V204H218V207L221 208V205H220V204H222V201H223V200H221V192H219V190L221 191V180L219 181V178L221 179V174L219 173V175H217V174H218L217 171H220V169H221V164H219L218 167L216 166V168H215V167H211V168L208 167V169L204 168V170H203ZM218 168H219V170H218ZM19 169H20V167H19ZM34 169H35V168H34ZM74 169H75V168H73V170H74ZM94 169H95V168H94ZM94 169H93V170H94ZM114 169H117V171L115 172ZM147 169H148V168H147ZM177 169H176V170H177ZM205 169H206V171H207L206 173H205ZM210 169H211L212 173H210V172H211ZM214 169H215L216 172L214 171ZM36 171H37V170H36ZM70 171H72V169H71ZM76 171H77V169H76ZM101 171H102V170H101ZM163 171H162V173H165V171H164V172H163ZM171 171L168 172V174L166 175V177L168 178L167 180H169V179L171 178V176H172ZM179 171H182V169H181V168L178 169V171H176V173L179 174ZM25 172H26V171H25ZM27 172H28V171H27ZM43 172H42V173H43ZM47 172H48V173H47ZM62 172H63V171H62ZM73 172H75V171H73ZM90 172H91V174H90ZM157 172H158V174H157ZM172 172H173V171H172ZM220 172H221V171H220ZM63 173H64V172H63ZM76 173H77V172H76ZM110 173L112 174V177H111V174H110ZM119 173H120V172H119ZM155 173H156L157 177H156ZM169 173L171 174V176H170ZM184 173H185V172H181V173H180V176H182V174H184ZM200 173H201V172H200ZM46 174H48V175H47V177L49 178L48 181H46ZM80 174L78 173L77 176H75V177H78ZM123 174H124V172H121V174H120L119 176H118V174H117V177H119V178L121 177V179H120L119 181H121L122 178H123L122 181H124V178L126 179L127 176L125 177V174H124V175H123ZM151 174L154 176V178H153L152 180H150L151 177H152ZM214 174L216 175V179H215V175H214ZM23 175H24V174H23ZM23 175H21V176L23 177ZM25 175H26V174H25ZM25 175H24V176H25ZM44 175H45V177H43ZM73 175H76V174H73ZM99 175H100V177H99ZM158 175H160V176H158ZM168 175H169V176H168ZM173 175H174V174H173ZM184 175H185V174H184ZM211 175H212V176H211ZM35 176H36V177H35ZM39 176H40V177H39ZM70 176H71V178H72L71 173H70V175H69V178H70ZM122 176H123V177H122ZM150 176H151V177H150ZM161 176H162V178H161ZM197 176H198V175H197ZM217 176H218V180H217ZM73 177H74V176H73ZM149 177H150V179H149ZM155 177H156V178H155ZM213 177H214V178H213ZM27 178H28V175H27ZM29 178H30V177H29ZM29 178H28V179H29ZM40 178H41V179H40ZM79 178H81V180H83L82 177L79 176ZM97 178H99L100 180L98 179V181H97ZM113 178H114V179H117V178H115V176H114ZM119 178H118V179H119ZM210 178H212L214 184L212 183V180H210ZM118 179H117V181H118ZM148 179H149V180H148ZM162 179H163V180H162ZM195 179H196V178H195ZM197 179H198V177H197ZM197 179H196V180H197ZM205 179H206V180H205ZM207 179H208V180H207ZM35 180H36V181H35ZM41 180H42L43 185H42V183H41ZM44 180H45L46 184L48 185L47 187L45 186L46 184H44ZM49 180H50V181H49ZM127 180L129 181V179H126V180H125V183L127 182ZM139 180L141 181L140 178H139ZM189 180H191V181L193 182V179H189ZM196 180H194V182H196ZM199 180H198L197 182H200ZM28 181H29V180H28ZM28 181H26V183H27ZM37 181H38V182H37ZM53 181H55V180H53ZM100 181H101V182H100ZM111 181H112V180H111ZM130 181H132V180H130ZM152 181H153V182H152ZM218 181H219V183H218ZM222 181H223V183H225V180L222 179ZM29 182H31V181H29ZM96 182H97V183H96ZM114 182H115V180H114ZM158 182H159V181H158ZM162 182H161V183H162ZM194 182H193V183H194ZM205 182H206V183H205ZM26 183L24 182L25 185H26ZM38 183H39V184H38ZM92 183H93V186H92ZM100 183H101V185H100ZM129 183L127 182L128 185H129ZM187 183L189 184L190 187L193 185V183H192V185H191L190 182H186V183H185V186H186ZM209 183H211V184H209ZM35 184H34V185H35ZM95 184H96L97 186H100V187H101V189H100V190H102V193H101V194H100V191H99L98 187L96 188V186H94ZM133 184H134V183H133ZM163 184H164V183H163ZM188 184H187V185H188ZM218 184H219V185H218ZM27 185L29 186L30 184H27ZM34 185H33V186H34ZM41 185H42V186H41ZM128 185H127L126 189H128ZM156 185H158V186L156 187ZM133 186H135V185H133ZM161 186H164V185H161ZM31 187H32V186H31ZM39 187H40V188H39ZM91 187H93V188H91ZM106 187H107V189H106ZM206 187L203 185V186L201 187V189H199V190L202 191V190L204 189V190L206 191ZM63 188H64V185H63ZM63 188H62V189H63ZM65 188H69V189L71 190V189H72L71 184H70V187H69V185H65ZM160 188H161V187H160ZM165 188H166V187H165ZM176 188H177V187H176ZM176 188H175V189H176ZM179 188H180V187H179ZM179 188H178V189H179ZM54 189H55V190H54ZM57 189H58V190H57ZM129 189H131V188L129 187ZM129 189H128V190H129ZM139 189H140V190H139ZM149 189H151V191H150ZM178 189H176V191H179ZM181 189L184 190L183 187H181ZM181 189H180V190H181ZM216 189H215V190H216ZM33 190L31 191L32 193H33ZM50 190L53 191L54 194H53V192H50ZM66 190H67V189H66ZM66 190L64 189V191H63L64 193H65V192H68L67 194L65 193V194H66V195H65V198H64V195H63V196H62V194L59 195V197L62 198L63 203H64V204L66 203V205L63 204V205H64V206H63V209H62V204H61V205H58L59 203H57V205H56L57 198L59 199V197H57V198L55 197V199H56V202H55V205H56V206H55V210H56V211L51 210V211H52V212H51L49 206H47V208L49 207V210H48L47 208H45V206H44V207L42 206V209H41V205H40V209L42 210V213H43V212L48 213L49 215H48V214H47V215H48L49 217H50V213L53 214V217H54V215L56 214V215H55V218L53 219V220H56L57 213L54 214V212H58V214H59V212H60V213H61V216L63 217V219L66 220L65 216L68 217V213H70V212H69V210H70L69 206H70V205L68 206V204H69V200H70L71 197H72V196L70 197V190H67V191H66ZM90 190H91V193H92V194L89 193ZM97 190H98V191H97ZM103 190H104V191H108L110 195H109L108 193H107V195H106V193H105ZM155 190H156V191H155ZM165 190H166V189H165ZM72 191H73V190H72ZM92 191H93V192H92ZM96 191L98 192V196H99V197L97 196ZM140 191H141V192H140ZM188 191H190V190H188ZM209 191H211V190H209ZM44 192L47 193V196H48V194H49L50 197L48 196V199H46V194H44ZM85 192H86V193H85ZM126 192H127V191H126ZM163 192H164V191H163ZM174 192H175V190L173 191V193H174ZM179 192H180V191H179ZM179 192H177L178 194H177V193H176V194H173V196L176 195L177 198H178V196H179V199H178V200L183 201L182 198H184V196L187 195V196H188V199H189V202L187 203V201H188V199H186L187 197H185L186 200L184 199V202H185L188 206H191L190 198H189V197H190L189 193H188V194H187V192H186V193H182V194H183V197H182V194L180 193V194H181V198H180V194H179ZM212 192H213V191H212ZM25 193H26V192H25ZM40 193H39V194H40ZM122 193H123V191H122ZM137 193H136V194H137ZM159 193H160V192H159ZM33 194H34V193H33ZM52 194H53V196H52ZM94 194H95V195H94ZM155 194H154V198L156 199ZM165 194H166V193H164V195H165ZM190 194H191V193H190ZM223 194H224V193H223ZM35 195L37 196L36 192H35ZM35 195H34V196L32 195V196L34 197V198H33L34 200L37 199V198H35ZM67 195H68V196H67ZM100 195H101V196H100ZM115 195H117V197H120L119 199H117V200H119V201H120V199H121V201H120V205H119V201L116 200L117 197H116ZM133 195H134V194H133ZM142 195H143V194H142ZM152 195H153V194H152ZM152 195H151V197H152ZM157 195H158V193H157ZM162 195H163V194H162ZM164 195H163V196H164ZM84 196H86V195H84ZM129 196H130V198H129ZM159 196H160V195H159ZM163 196H162V197H163ZM192 196H193V194H192ZM192 196H191V197H192ZM212 196H214V195H212ZM123 197H124L125 199H124ZM131 197H132V199H131ZM140 197H141L142 199H140ZM157 197H158V196H157ZM164 197H165V196H164ZM166 197H168V196H166ZM174 197H175V196H174ZM44 198H45V199H44ZM49 198H50V199L52 198L51 201L53 202V204L50 202ZM63 198H64V199H63ZM66 198H67V199H66ZM168 198L171 199V203H172V202H173V200H172L173 197L171 198V196H170V197H168ZM177 198L175 197L174 200L176 199L175 201H177ZM194 198H195V197H194ZM68 199H69V200H68ZM97 199H98L99 201H98ZM122 199L124 200V204L122 203V202H123ZM129 199H131V200H129ZM149 199L151 200V198H149ZM155 199H154L153 201H155ZM159 199H160V198L158 197V200H159ZM228 199H229V198H227V201H228ZM39 200H41V201H39ZM59 200H60V199H59ZM66 200H67V201H66ZM86 200H87V199H86ZM112 200H113V199H112ZM140 200H143V201H142V202H143V203H142L143 206H141V204H138V205L136 206V203H139ZM158 200H157V201H158ZM162 200H163V199H162ZM165 200H167V199L164 198L163 201H161V199H160V202H162V204H164V206L167 205V204L163 203ZM212 200H211V201H210V199L206 200V201H207V202L205 201V202H206V205L208 204L209 201L212 202ZM230 200H231V199H230ZM71 201H72V199L70 200V204H71ZM93 201H94V200H93ZM138 201H139V202H138ZM151 201H152V200H151ZM175 201H174V204H175V205H176L177 203L179 204V201H177V202H175ZM193 201H194V199H193ZM216 201H217V202H216ZM227 201L224 200V202H223V205L225 204L224 207H226V208H227ZM49 202H50V203H49ZM87 202H86V203H87ZM96 202H97V204H96ZM100 202H101V203H100ZM117 202H118V203H117ZM165 202H167V201H165ZM168 202H169L168 205L170 206L171 203H170L169 200H168ZM205 202H204V203H205ZM225 202H226V203H225ZM233 202H234V201H233ZM108 203H109V202H108ZM111 203H110V209H111ZM144 203H145V205H144ZM147 203H148V202H147ZM149 203H150V201H149ZM153 203H155V202H152V204H153ZM195 203H196V201H195ZM229 203H230V204H229L228 209L231 208V207H234V205L231 206V204H232L231 201H230ZM88 204H87V205H88ZM116 204H117V205H116ZM152 204H151V205H152ZM174 204L171 206V209H169V208H170L169 206H166V207H167V210H168L167 212H169V211H171V210L173 211ZM178 204H177V205H178ZM201 204H202V203H201ZM234 204H235V203H234ZM114 205H112V206H114ZM153 205H154V204H153ZM155 205H156V204H155ZM155 205H154V207H155ZM158 205H159V207H158ZM158 205H156V207H155V208H156V214L158 213L159 208L163 206V205L160 206V204H158ZM180 205H183V204L181 203ZM184 205H185V204H184ZM192 205L195 206V204H193V203H192ZM214 205H215V204H214ZM214 205H210V206L208 205V206H205V208H204V205L202 204V205H201V206H202V207H201L202 210H200V212H201L202 214H204V210L206 211V208H207V211L205 212L206 214H204L203 217H202V219H201V220H202V221H201V222H202V224H201L202 227H201V226H200V228L198 227V231L201 230L200 233L198 232V235H199V234L201 235V237H200V235H199L198 239H200V240L202 241V244L204 243V245H205V244H206V238H207V241H209V240H208L209 236H210V237L212 236L211 243H210V241H209V242H208L209 244H207V246L205 245V248H206V249H205V252H206V253L203 252L204 249H203V245H202V244H201V245H202V248H201V246L198 247V249H201V250H199V254L201 253V251L203 252V255H202V253H201V255H202L201 258L204 257V258H203L204 261H202L203 264L206 263V262H207L206 264H208V263H209L208 260H210V262H211L210 264H217L218 261H219L220 264H223V260H224L225 263H226V261H227V262H231L230 260L232 259V256L234 257V254H231V257H230V255H229L230 253H228V252H232V249H231V250L229 249V251L224 252V248L220 246V245H221V242L219 243V239H218V237H217V235L220 236V232H217V234H216L215 231H216V228L218 229V227L220 228L221 226H223V229H224V226H225V224H226L227 222H228V225H229L230 223H236L237 220H236V222H233V221H235V219H231V220H232V222H231V220L228 218L229 221H230V222H229V221L226 219V218H227V216H226V215H227V214H226L227 209H226V208L223 209V207H222L223 212L226 210V212L224 213V214H226V215H224L223 212L221 213L220 210L218 211V208H217L216 205H215V206H216V209H215V206H214ZM236 205H237V203H236ZM57 206H58V209L60 208L59 210L57 209ZM65 206H68V210L66 209L67 207L65 208ZM92 206H91V208H92ZM102 206H104V204H103ZM106 206H107V205H106ZM164 206L162 207L163 209H165ZM211 206H212V208H211ZM108 207H109V206H107L106 209L109 211L110 209H109ZM124 207H125V209H124ZM157 207H158V208H157ZM168 207H169V208H168ZM175 207H176L177 210H178L181 206L178 205V207H177V206H175ZM199 207H200V206H198L197 209H199ZM213 207H214V208H213ZM44 208H45V209H44ZM82 208H83V206H82ZM82 208H80V209L78 210L79 214H81L80 216H79L78 213H77L78 215L75 214L76 216H74V215H73V212L71 211V215L69 214V215H70V216H69V220H71L70 223H66V222H65V225H64L61 221H58L60 218L62 219V217L57 218L58 224H57V222H56V224L58 225V228H59V231H60L61 237L63 236L62 238H65V236H66V238H67V239L65 238V239H66V242L69 241V244L67 243V245L69 246V247L67 246V249H69V251L66 250V246H63V244H65V242H63V241H61V240H59V242H58V239H54V240L56 241V243H57V242L60 243V244H59L60 248H61V246H62L63 249L66 250L64 253H66V254L69 256L68 258H71L72 260H73V258H76L78 255H80V256L83 255L84 252L87 251V254L89 255L88 257H90V259H91V257L93 256V258L91 259V262H90V261L88 262L89 259H88L87 255H86V253H85L86 258H84V256L81 257L82 259L84 258V259H83V264H84V261L87 262V263H89V264H99V263H100V264H103V262L106 261V257L109 256V255H107V256H105V258H104V253H106L105 251H107L108 249L105 250V251H103V249H100V247L102 248V243L105 244V246H106V237H105L104 235L102 236V234H101L98 230L95 231V229H98V227H99V229H105V230H107V223H108L110 220H109V218H107V220H109V221H108V222L105 221V223H104L106 213H105V216L103 217V220L100 219L101 216L98 215V214L100 213V214H102V216H103V212H104V209H105V208H103V207H102L103 209H102L101 207L98 208L99 211H98L97 214H95L96 211H94V209H93V210L91 209L92 213H91V211H90V215H89V210H90L89 208H88V210H86L87 207H85V209L83 208V211H84L85 214L83 213V211H82V213L80 212V211L82 210ZM114 208H115V207H113L112 210H110V211H111V215L114 214V212H113V209H114ZM134 208H135V209H134ZM162 208H161V209H162ZM184 208L189 209L188 207H186V205L184 206ZM191 208H192V210L194 211V209H195L196 207H195V208L191 207ZM191 208H190V209H191ZM209 208H210V209H209ZM36 209H37V208H36ZM38 209H39V208H38ZM43 209H44V210H43ZM64 209H66L65 215H64V211H65ZM100 209H102V211H100ZM149 209H150V207L147 209L146 212L143 211L144 214H142L141 216H144V217L147 216V215H148V210H149ZM153 209H154V208H152V212H153ZM197 209H196V210H197ZM214 209L217 210V212L214 211ZM231 209H232V208H231ZM231 209H230V210H231ZM85 210H86V211H85ZM125 210H126V212H125ZM144 210H145V209H144ZM165 210H166V209H165ZM196 210H195V211H196ZM230 210H228V212H230ZM49 211H50V212H49ZM93 211H94L95 213H93ZM108 211H107V214L110 212V211H109V212H108ZM150 211H151V210H149V212H150ZM161 211L164 212V210H160V212H161ZM174 211H176V209H174ZM105 212H106V210H105ZM124 212H125V214L127 213V215H125ZM62 213H63V214H62ZM150 213H151V212H150ZM154 213H155V211H154ZM165 213H166V212H164V214H165ZM196 213H197V211H196ZM218 213L221 214V215H219ZM52 214H51V215H52ZM82 214H83V215H82ZM146 214H147V215H146ZM151 214H152V213H151ZM164 214L161 212L160 216H161V215H162V216L159 218V219H161V222H162L163 219L165 220V221L162 223V226H163L164 223H165V225H166L167 222L171 224L172 222H170V220L164 218ZM167 214H168V213H167ZM198 214H199V212H198ZM211 214H214V217H213ZM59 215H60V214H59ZM85 215H88V216H89V219H92V218L95 219V217H93L94 215H95V216L98 215L97 217L100 216V218H99V219L97 218V219H95V220H91V221H94V222L96 221V223L94 224V223L91 222V221L89 222L88 216L85 217ZM91 215H92V216H91ZM120 215H121V216H120ZM135 215H136V214H135ZM135 215H134V214H131V215H128V217L130 216L129 219L131 218V222H135V224H136V225H135V224L132 223V225H133V226L135 225L136 228H137V227L139 228L140 224L142 225V223H143L142 221H144V220H141V219H140V220H141V223H140L139 226H138V225H137L138 222L136 223L137 218H138V215H137V216H135ZM152 215H153V214H152ZM199 215H200V214H199ZM208 215H209V216L211 215L210 218L208 217ZM222 215L225 217V220H226L225 222H223V219H224V218H223ZM228 215H229V214H228ZM77 216H78V218L80 217V218H84V219H79V220H78V219H76ZM81 216H83V217H81ZM118 216H120L121 219H120ZM154 216H155V215H154ZM154 216H153V217H154ZM158 216H159V214L157 215V218H158ZM229 216H231V215H229ZM70 217H72V219H71ZM73 217H75V219L77 220V224H76V221H75V219H74ZM108 217H109V214H108ZM110 217H111V216H110ZM135 217H136V218H135ZM147 217H148V219H150V222H151L152 218H151L150 214H149V216H147ZM196 217H197V215H196ZM215 217H216V218H215ZM134 218H135V220H134ZM139 218H141V217H139ZM155 218H156V216H155ZM155 218H154V221H155ZM157 218H156V219H157ZM162 218H163V219H162ZM194 218H195V217H194ZM197 218H199V216H198ZM197 218H196V219H197ZM207 218H208V219H207ZM214 218H215V219H214ZM221 218H222V219H221ZM231 218H232V217H231ZM51 219H52V218H51ZM86 219H87L88 221H87ZM112 219H113V221H115V220H116V216H115V219H114L113 216H112ZM142 219H143V218H142ZM196 219H195L194 223H196ZM210 219H212L211 222H210ZM219 219H220V221H221V222H220L221 225H220V223H219ZM64 220H63V221H64ZM83 220H84V222H82ZM99 220H101V221H99ZM117 220H116V222H117ZM138 220H139V219H138ZM166 220H168V221L166 222ZM67 221H68V219H67ZM78 221H79V222H78ZM85 221H86V223H85ZM98 221H99L100 224L98 223V226H97V222H98ZM113 221H112V222H113ZM123 221H124V220H123ZM123 221H122V223L124 224L125 221H124V222H123ZM128 221H129V223H131L130 220L127 219L126 222H128ZM146 221H148V220H145L144 223H143V225L145 224ZM212 221H213V222H212ZM80 222L82 223V225H84V224L87 225V223L90 224V225H87V226H88V229H89V232L92 233L93 235L95 234V235H94V239H95V240H98V241H95V244H96L97 242H99V244L97 243V245H99V246L94 245V243H93V242H94V239H93V241H92L93 236H92V234L89 235L90 238H91V240H90V238H89V243H90V241H91V243H93L92 246H93V248L95 247V248H94L95 251H93V252H96L95 255L93 254V252H90V253L88 252V250H90V248H91L92 246L90 245L91 243L88 244V241L86 240V239H87L86 235L88 236L87 231L84 233V230L87 228V226H85V225H84L85 227L81 226V225H80ZM101 222H103V223H101ZM120 222H121V221H120ZM126 222H125V224H126ZM148 222H149V221H148ZM204 222H205V224H204ZM217 222H218V224H217ZM60 223L63 225L62 227H65V226L67 225L66 228H68V229H69L68 231H70V232L73 230L72 233H71V234H67L66 232H64V234L66 233V235L64 236V235H63V231H65V230H64L63 228L60 229V226H59ZM72 223H73L74 227L70 225V224H72ZM78 223H79V225H80V226H79L80 229H81V228H85L82 232H81L80 229H78V228H79V227H78ZM159 223H160V220H159ZM173 223H174V222H173ZM213 223H214V224H213ZM102 224H103V225H102ZM105 224H106V225H105ZM114 224H115V223H114ZM127 224H128V223H127ZM150 224H151V223H150ZM198 224H200V218H199V223H198V221H197V223H196L195 226H198ZM203 224H204V225H203ZM216 224H217V225H216ZM95 225H96V226H95ZM99 225H102V227L99 226ZM108 225H111V223H108ZM115 225L118 227V224H115ZM143 225H142V227H143ZM152 225L154 226L155 224H152ZM156 225H157V224H156ZM160 225H161V224H160ZM75 226H76V227H75ZM90 226H91V227H90ZM105 226H106V227H105ZM111 226H112V225H111ZM129 226H130V224H129L127 227H129ZM133 226H131V227L133 228ZM147 226H149V223L147 224ZM153 226H152V228H153ZM162 226H161V227H162ZM166 226H167V225H166ZM179 226H180V225L178 224V227H179ZM191 226H192V225H191ZM226 226H227V225H226ZM89 227H90V228H89ZM94 227H95V228H94ZM96 227H97V228H96ZM104 227H105V228H104ZM108 227H109V226H108ZM117 227L115 228V226H114V228H115V230H116V231L114 230L115 232H117ZM119 227H121V225H120ZM123 227H124V225H123L121 228H123ZM127 227H125V229L123 228V230H127ZM155 227H156V226H155ZM155 227H154V228H155ZM161 227H157V228H155V229H156V230L158 231V233H159L157 237H159V235H160V236L163 238V237H165V235L162 236V231H161V229H160ZM173 227H174V226H173ZM176 227H177V224H176ZM178 227H177V228H178ZM183 227H184V225L181 226V227L179 228V230L181 229L182 232H183V230H182ZM193 227H194V225H193ZM208 227H209V228H208ZM210 227L214 228V229H213L214 232L211 231L212 228H210ZM244 227H245V226H244ZM244 227H242V229H244ZM111 228L113 229V227H110L109 229H111ZM121 228H120V230H121ZM132 228L130 229V227H129V230L131 231ZM138 228H137V229H138ZM140 228H141V227H140ZM148 228H149V227H148ZM148 228H146V224H145V228H144V229L150 230V232L153 234L152 229H148ZM150 228H151V226H150ZM174 228H175V227H174ZM201 228H202V229H201ZM71 229H72V230H71ZM92 229H94V230H93L94 233H93ZM109 229H108V231H111V230H109ZM141 229H142V228H141ZM163 229H165V228L163 227ZM183 229H185V228H183ZM190 229H191V228H190ZM194 229H195L196 232H197V228L194 227ZM209 229H210V231H209ZM61 230H62V233H61ZM147 230H146V231H147ZM156 230H155V231H156ZM220 230H221V228H220ZM226 230H227V229H226ZM68 231H67V232H68ZM137 231H139V230H137ZM137 231H136V233H137ZM142 231H143V230H142ZM157 231L154 232V235H153V236L156 237L155 233L157 234ZM177 231H178V229H177ZM177 231H176V230H175V232L173 231L174 236H176V238H177ZM181 231L178 232V237L181 236V234H182ZM207 231H208V232H207ZM70 232H68V233H70ZM123 232H124V231H123ZM127 232H128V230H127ZM164 232H165V231H163V234H164ZM191 232H193V231L190 230V234H191ZM97 233L99 234V237H100V238L98 237V235H97V237H96V234H97ZM119 233L121 234L122 232L119 231ZM131 233H132V232H131ZM133 233H134V230H133ZM136 233H134V235H135ZM140 233H142L141 230H140ZM143 233H145V232L143 231ZM187 233H188V236H189V230H188ZM116 234H117V233H116ZM127 234H130V233H127ZM127 234H126V232H125V234H124L125 236L123 235V233L121 234V235L124 236V237H122V239H123V242L125 243V245H124V243H123V246H122L123 248H121V250H120V251H121V254H125L124 251H126V253L129 252V249L126 248V245H127L128 242H127V240H126V242L124 241V240H125L124 238L127 236ZM138 234H139V233H138ZM138 234H137V235H138ZM147 234L149 235V232H147ZM152 234H150L149 237L147 236V238L151 239V240L153 241V243H154V241H155V242H158V241H157V240H158L157 238H156V240H155V237L150 238ZM210 234H211V235H210ZM213 234H214V236H213ZM223 234H224V233H223ZM134 235L131 234L130 236H131V237H132V236L134 237ZM196 235H197V233L194 234V236H196ZM202 235L205 237V239H202ZM89 236H88V237H89ZM101 236H102V238H101ZM116 236L118 237V235H116ZM145 236H146V234H145ZM188 236H187V239H186L187 242H185V243H188L189 241H192L191 239L194 240V238L192 237V235H191L192 238H191L190 240H189V237H190V236H189V237H188ZM215 236H216L217 238H216ZM119 237H121V236L119 235ZM135 237H138V236L135 235ZM141 237H142V234H141ZM141 237L138 238L137 241H139V240L141 241ZM214 237L216 238V240L218 239V242H215V241H214V246H215V243H216L217 246H220V250H219V251H216V253L213 252V251H214L213 246L210 245V244H213ZM126 238H128V236H127ZM165 238H166V237H165ZM165 238H163V239L165 240ZM221 238H223V236H221ZM65 239H64V240H65ZM102 239H103V240H102ZM104 239H105V242H103ZM143 239H144V237H142V242H141L142 244H143ZM149 239H148V241H149ZM153 239H154V240H153ZM159 239H160V238H159ZM163 239H162V240H163ZM196 239H197V237L195 238V240H196ZM210 239H211V238H210ZM54 240H52V241H54ZM67 240H68V241H67ZM128 240H129V238H128ZM131 240H132V238H131ZM131 240H129V242H130ZM135 240H136V238H134V240H132V241L134 242ZM145 240H146V238H145ZM162 240H159V243H160V242H161V243L163 242V243H162V244H163L162 247H164V243H165V241H162ZM195 240L192 241L194 244H195ZM200 240H199V243H200ZM60 241H61V242H60ZM148 241H147V242H148ZM184 241H185V240H184ZM221 241H222V240H221ZM119 242H120V240H119ZM133 242H130V243H132V244H134V245H136V246L138 245V242H137V244H135L136 241H135L134 243H133ZM192 242L190 243L191 245L188 243V244H189V247H185L186 250H187V249L190 250V252L187 251L188 254H189V253L191 254V249L193 248V247H192ZM56 243H55V245H56ZM58 243H57V244H58ZM107 243H108V242H107ZM141 243H140V245H141ZM161 243H160V244H161ZM175 243H176V242H175ZM178 243H179V242H178ZM178 243H177V245H178ZM196 243H197V246H199L198 240L196 241ZM218 243H219V244H218ZM100 244H101V246H100ZM146 244H147V243H146V241H145V244H143V247L141 246L140 248H142V251L144 252V249H143V248L145 247V248H147V249L145 250L146 252H147V250H149V252L152 253V252H153V249L151 248V245L148 243V245H149V246L147 245V246L149 247V249H148V247L146 246ZM151 244H152V242H151ZM154 244L157 245V247L155 246V248H157V249H159V247L161 246V245L158 244V243H154ZM154 244H152L153 247H154ZM88 245H90L91 247H90V246L87 247ZM112 245H113V247L115 248V246H117L118 244H115V245L112 244ZM112 245H111V246H112ZM121 245H122V242H121ZM159 245H160V246H159ZM75 246H76V247H75ZM109 246H110V244L108 243V244H107V247L110 248ZM136 246H135V248H136ZM158 246H159V247H158ZM165 246H166V245H165ZM174 246H176V244H174ZM179 246H180V247H181V246L184 247V244L182 245L181 243H179ZM185 246H187V244H186ZM74 247H75V248H74ZM97 247H98V249H96ZM103 247H104V246H103ZM119 247H120V245H119ZM124 247H125V250H124ZM162 247H160V249H161ZM177 247H178V246H176V248H177ZM180 247H179V248H180ZM183 247H182V249H183ZM210 247L212 248L213 251H212V250L210 251ZM258 247H259V245H258ZM58 248H59V247H58ZM71 248H72V250H70ZM93 248H91L90 251L94 250ZM104 248H105V247H104ZM111 248H112V247H111ZM114 248H112V249H114ZM137 248H139V247H137ZM137 248H136V250H137ZM150 248L152 249V251H150ZM194 248H195V247H194ZM208 248H209V250H208ZM77 249H78L79 251H83V254H82V252H80V253L78 252V253H77V251H78ZM105 249H106V248H105ZM112 249H109V250H108V254H109V251H111ZM117 249H118V247H117ZM117 249L115 248L114 251H116ZM119 249H120V248H119ZM119 249H118V252L120 253ZM126 249L128 250V252H127ZM172 249H173V248H172ZM172 249H169V250H172ZM182 249L180 248V250H177V251H182ZM154 250H156V249H154ZM162 250H166V251H167L166 247H165L164 249H162ZM162 250H161V252H162ZM206 250H207V251H206ZM215 250H216V246H215ZM222 250H223V253L220 254V252H221ZM70 251H71V253H70ZM75 251H76V252H75ZM102 251L104 252L103 255H101V254H102ZM112 251H113V250H112ZM140 251H141V249H140ZM140 251H138V253H137L136 255H138ZM156 251H157V250H156ZM158 251L160 252V250H158ZM166 251H164V252H166ZM172 251H173L172 253H171V251H169V254H170V255L172 254V257H170V258H171V259H173V257H175V258L177 257V258H178V254L173 256V253L176 254L177 251H176V252H175V250H172ZM196 251L198 252V250H196V249H195L194 252L192 251L194 255H193V256L191 255V256L194 257V259L192 260V259H191L192 257L190 258V260H191V261H190V264H191V262H194V261L197 262V261H198L197 259H198V257H199V254L197 255V259H196ZM122 252H123V253H122ZM131 252H132V251H131ZM131 252H129V254H131ZM135 252H136V251H135ZM135 252H134V254H135ZM143 252L141 253V254L143 255V256H142V257H143L142 260L145 259V257H144L145 254H143ZM149 252L147 253L148 256H149ZM159 252H158V254H159ZM161 252H160V253H161ZM184 252H185V250L183 249V253H182L183 255L185 254ZM187 252H186V254H187ZM98 253H99V255H101V256H99ZM100 253H101V254H100ZM110 253H111V254H113V253L116 254V252H113V253L110 252ZM151 253H150V256H151V257L149 256V258H151L152 261H155V259H157L158 257H157V258H156V257L153 258V254H154V253H153L152 255H151ZM155 253H156V252H155ZM162 253H163V252H162ZM167 253H168V251L166 252V254H167ZM177 253L181 254V252H177ZM209 253H210V257H209ZM76 254H77V255H76ZM117 254H118V253H117ZM132 254H133V252H132ZM132 254H131V255H132ZM186 254H185V256H186ZM188 254H187V255H188ZM207 254H208V255H207ZM91 255H92V256H91ZM119 255H120V254H119ZM125 255H126V254H125ZM163 255H164V253H163ZM254 255H255V254H254ZM254 255H253V254H251V255H246V256H245V255H242L243 258H240V257H239L240 259H239V258H238V259L234 258V259H235L236 261L238 260V261H237L238 264H240V263H241V264H242V263H243V264H247V263H248V264H253V263H254V264H257V263L260 264V262H263V261H262V259L264 260V255H263V254H257V256H256V255L254 256ZM259 255H260V256H259ZM262 255H263V256H262ZM80 256H78V257H80ZM117 256H118V255H117ZM120 256H121V255H120ZM140 256H141V255H140ZM140 256H139V258H141ZM146 256H147V255H146ZM156 256H157V253H156ZM207 256H208V257H207ZM252 256H253V257H252ZM261 256H262V257H261ZM98 257H100V258L98 259ZM110 257H112V256L110 255ZM110 257H107V259L110 258ZM122 257H123V256H122ZM161 257H162V256H161ZM161 257H160V258H161ZM167 257H168V259H167ZM182 257H183V256H182ZM189 257H190V255H188L187 258H189ZM214 257H215V259H214ZM245 257H246L247 259H246ZM114 258H116V255L113 256V259L110 258V259H111V262H114ZM123 258L125 259L126 257L124 256ZM129 258H130V259L132 258L131 261H132L133 259L136 261V260L138 259V256H137V259H135L136 256L134 257L133 255H132V257L129 256ZM163 258H165V256H164ZM170 258H169V255H167L166 258H165V261H166V262H173V261H175L174 259L170 261ZM201 258L199 257V259H200L199 261H201ZM212 258H213V259H212ZM216 258H217L218 260H217ZM77 259H78V258L75 259L76 262H77ZM85 259H86V260H85ZM96 259H97V260H96ZM100 259H101V260H100ZM104 259H105V261H104ZM110 259H108L107 262H109ZM119 259H120V258H119ZM126 259H127V258H126ZM147 259H148V258L146 257V260H147ZM151 259H148L147 262H152ZM178 259H180V256H179ZM178 259H177L175 262H177ZM183 259H184V258H183ZM226 259H227V260H226ZM242 259H243V260H242ZM251 259H253L252 262L250 261ZM260 259H261V260H260ZM102 260H103V261H102ZM116 260H118V258H116ZM121 260H122V258H121ZM146 260H145V261H146ZM185 260H186V259H185ZM212 260H215V261H217V262H213V263H212ZM235 260H232V262H233L232 264H235V263H236ZM95 261H99V262H95ZM101 261H102V262H101ZM124 261H125V260H124ZM127 261H128V260H127ZM131 261L129 260L128 262H131ZM162 261H163L162 263L165 262L164 259H162ZM199 261H198V262H199ZM121 262H123V261H121ZM133 262H134V261H133ZM140 262H141V261H140ZM142 262H143V261H142ZM156 262H157V261H156ZM156 262H155V263H156ZM158 262L160 263V260H158ZM158 262H157V263H158ZM181 262H182V261H181ZM183 262H184V261H183ZM186 262H189V261L186 260ZM221 262H222V263H221ZM239 262H240V263H239ZM249 262H250V263H249ZM219 263H218V264H219ZM237 263H236V264H237ZM104 264H105V263H104Z\"/></svg>", "mask_w": 264, "mask_h": 264}]
</instances>
